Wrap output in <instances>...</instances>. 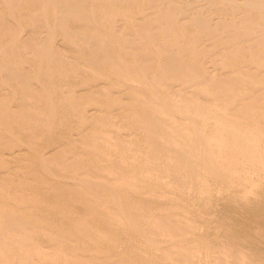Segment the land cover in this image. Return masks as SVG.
<instances>
[{
    "label": "rangeland",
    "instance_id": "obj_1",
    "mask_svg": "<svg viewBox=\"0 0 264 264\" xmlns=\"http://www.w3.org/2000/svg\"><path fill=\"white\" fill-rule=\"evenodd\" d=\"M25 1L26 0H0V21L2 19L1 22H3L2 23L3 25L0 23V36L2 35V38L4 39V40L0 39V54L3 52V54L7 55V56L5 55V58H3L4 57L3 54L0 55L1 56L0 57V70H1L0 75H4L6 73L5 74L6 76H0V77H3L4 80L10 79L9 74H11V73H10V70H8V69L16 67L17 71L19 69L22 72H24L23 70H25L26 72H28L30 70L32 73L29 71L30 75L28 74L27 77L29 78L32 75L31 78L32 77L34 78V80H33V78L28 79L26 77L25 78L23 77L24 79L22 78L23 80L21 81L23 86L18 85L20 83V80H21V78H20L21 73L18 72L20 76H18L17 73H15L17 75L16 77H19V78H17L18 81L16 80V82H14L15 81L14 80L15 74L13 76V73L17 72V71H15L16 68H15V70L11 69V72H12V70H14L11 74L14 77V79H13V77H12V79H10L12 81L14 80L13 83H14V85L16 84L15 86H12L13 83L9 84V85L6 84L10 80L9 81L7 80V82L5 83L4 80L2 81L3 78L2 79L0 78V80H1L0 85L3 86L6 84L7 86L5 85L6 86L5 88H7V90H8V88L10 89V91L9 90L7 91L9 94L7 92L6 93L4 92L6 94L5 95L4 93H2V91L3 90L6 91V89L4 87L0 88V91H1L0 94L3 96V98H5V97L8 98V100L7 99L6 100L8 102H10V104H9L6 102L5 99L2 98L3 101L0 104V107H1L0 113L1 112L2 113L4 112V114L6 113L4 111L5 107H3V106H7V105H9V107L11 106V108L14 109L15 112L17 111V114L14 113V111H13V114H14V116L16 115V118L14 120L11 119L12 121L10 120L9 121L10 123L7 122L8 120L6 121L4 119L6 114L4 116V114L2 115V113H1L0 135L1 134L2 135L3 134H6V135L9 134L10 137H8L6 139L3 138L6 141V144H9V143H7L8 139L10 140V144H14V145L16 143L19 144L18 141H20V140L24 141L25 139L20 138V135L16 133L18 131L16 129H19V127L24 126L23 123H25L27 121L29 122V119H31L30 124L32 121L33 122L32 126L36 127V128H38L40 126H41L40 128H44L46 124H48V126H50L51 123H52L51 126H53L57 123L56 126L60 125L61 127L53 126L54 127V129L52 127V130H53L52 134L53 135L52 134L50 135L47 133H45L47 135H45L44 133L41 135L39 134L40 136L44 135L45 137L38 139V141L36 139L33 142L31 141V143L35 142L33 145L30 143V139H26L25 140L26 142L29 140L28 141L30 143V144L28 143L29 146L30 145H32V146L38 145L36 147L30 146L31 148H33V151L31 149H29V147L26 146L27 144L25 145L27 147V149L25 148V146H24V144L26 143L25 141L24 142L20 141L21 145H19V146H22L21 148H23V149L22 150L20 149V151H18L20 148L19 147L18 149L15 150V152L17 154L21 155V156H18V157H20L21 160H19V161L10 160L12 164H9V166L11 165L13 168L9 167L8 170L12 171L11 174L8 173V170L6 172H4L5 170L1 169V167H0V169H1L0 171H3V174H2V172L0 173V183H1L0 188L2 187L1 188L2 191L0 189V211L3 209L1 211L2 213L0 212V225H1L0 226V231H1L0 232V240H1V242H0V264H66V262H67V264H77V262H78V264H141V263L142 264H149L148 262H150V261H153V262L158 263V264H162V263L163 264H182V263L183 264H193V263H190L189 260H192V262L197 263V264H208V263L211 264V262H213V260H215V262L212 264H215V263L221 264V262H223V263L227 262V260H229L230 257L232 258V256L234 257V259L236 256H237L236 258L239 259L240 255L243 257L242 254H245V253H242V252H246V251H247L246 253H248V254L247 255L245 254L246 255L245 260L243 258H242V260L235 259V260H237V262L235 261L236 262L235 263L234 260L232 259L233 264L234 263L235 264H237V263L243 264L244 262H246V264L247 263L248 264H259V262L261 260H262V264H264V262H263L264 261L263 260V258H264L263 252L264 251L263 250H262L263 252H261L262 256H259V255H261L260 249H259V246L261 244L262 245L260 247H262L264 249V245H263L264 244V173H263V171H264L263 170L264 169V167H263L264 166V164H263L264 163V130H263L264 129L263 128L264 127V95L263 94L264 93H262V92H264V65H263L264 63L262 65H259L257 61L255 62V60L257 59V57H255V55H257L256 52H258V53L261 52V54H263V56H264V31L262 28L263 27L262 23H260L261 28L258 27L259 26L257 24V23H259L258 19L255 17V15L253 17V12L248 11V13H247V10L245 8H241V7L237 8V7L230 6V5L228 7L226 5L228 3L227 2L228 0H226V2H227V3L225 2L226 4L222 3V1H220V0H219L220 2H218V0H216V2H214L213 0H176V1L171 0L172 2L169 0H142L143 2L141 0H114L115 2L113 0H110L112 2H110V4L108 5V7L110 8L109 10H107L108 7H107V9L104 7V4H103L104 1L102 2L100 0H97V1L92 0L93 1L92 3L90 2L91 0H76V1L74 0L75 2L71 1V0H66L67 2L68 1L73 2L74 3V5L72 4L73 6H76L79 4L78 7H80V3L82 4L80 10H79V8L75 9L74 7L70 6L71 8L75 9V10L70 9L72 11H69V9L67 10V7H69V6H67L66 8L64 7L65 9L62 7L64 5H66V3H67L65 0L64 1L63 0H58V1L57 0H51L52 2H50V0H33V1L29 0L30 2L32 1L31 3L28 0L26 2ZM42 1H45V2H42ZM158 1H160V2H158ZM163 1L167 5V7L162 6ZM224 1L225 0H223V2ZM13 2L15 4H13ZM76 2H78V3H76ZM194 2L197 4H195ZM240 2H242V1H240ZM16 3H18V4H16ZM89 3H90V5H87ZM33 4L36 5L37 7H35ZM44 4H46L47 6ZM42 5H43V7H42ZM67 5H68V3H67ZM170 5H171V7H169ZM195 5H196V7H195ZM225 5L230 10L226 7V10H227L226 11L225 7H224ZM33 6H34V8H33ZM54 6H55V8H54ZM59 6H60V8H59ZM45 7H47V8H45ZM49 7H51V9L52 8L53 9L50 11ZM61 7L64 9V11H62L63 13H65L66 11H68L70 13L72 12L73 14L71 13L70 15L73 16L74 18L76 16L78 17V15H80V17H81L83 14H84L83 16H85L88 13H90L88 15H90V16L95 15L93 17H96L98 15L100 16L102 14V12H104L105 15L102 14V16H100L98 18H104L105 16H107V13H108L109 14L108 17H110L111 21L114 22L113 26L117 23L116 26H114L115 29L112 26V30L114 29L115 30V32L113 30L114 34H116L119 37H116L115 35L112 34V36H115L116 39H114L113 37H112L113 39H110L111 42L115 43V44H111V42H110L109 44H111V45H109V50L112 51L110 54L112 56V58L117 56V55L118 56L120 55V56L118 58H116V57L114 58V62L112 64V67H109V69L106 68L108 66V65H106V64H108L107 63L108 60H106L108 58V56L107 55L104 56V54H106L105 52L101 53V51L98 48L96 53L94 54V52H95L94 50H96L94 48L95 43L90 42V43L82 44V45H84V46H82L84 48H82L81 45H78L77 43H73L71 45L72 42L67 41V40H69L68 36L71 33H73V32H71V30L74 31V29H72V25H75V23H78V22H79V24L81 22H85L84 20H82L83 19L82 17L77 18V20L80 19V21L72 20L71 25L67 26L71 29H69V28L65 29L66 27L64 28L65 30H70L71 33L69 35H68L67 31L65 32V30H62V29L61 30L58 29V31L61 32L60 33L57 31V29L56 30L51 29L52 32H50V29L45 28V25H43V24L47 25V22L45 23V21L47 19H46V17L45 18L43 17L44 12H46L48 8H49L48 11L50 13L52 11H55L54 9L63 10ZM101 7H103V8H101ZM149 7H150V9H149ZM162 7L163 8L165 7L167 9L164 8L165 10L161 11L160 9H162ZM230 7L232 9L233 8H235V9L232 10ZM16 8H18V9H16ZM44 8L46 9V11H44L45 10ZM191 8L193 11L191 10ZM236 8H237V10H236ZM240 8H241V10H240ZM20 9H22V10H20ZM39 9L40 10L42 9L41 12H43V14L40 12ZM93 9L96 10V13H94ZM98 9L99 10L101 9V10L98 11ZM120 9L125 11V15H124V11H121ZM126 9L129 10V13ZM135 9H136V11L140 10V13H136ZM144 9L146 10L145 12H144ZM182 9H184V10L182 11ZM188 9H189V11H188ZM220 9L222 12L220 11ZM31 10H33L34 12ZM36 10L38 12L37 15L35 13ZM76 10H78L80 12V14ZM150 10L153 12L155 11V14L150 12ZM166 10H168V11L171 10L172 12L170 11V13H172L173 17L175 18V20H174L175 24L178 25L177 23H179L178 29H181V31L178 33L179 35H176L177 33H172L173 31L171 32V30H170L172 28H169L165 24V22L159 23V21H156V22L154 21V20H158L159 18H163L164 17L163 13H165ZM24 11H26V12H24ZM59 11L60 10H57L58 13H59ZM92 11H93V14H92ZM180 11H182V12H180ZM233 11H234V13H233ZM22 12H23V14H22ZM119 12L121 14H119ZM141 12L143 13V15L141 14ZM161 12H162L163 16L160 15ZM212 12H214V13H212ZM229 12L232 13V15H230ZM18 13H19V15H17V16H20L21 18H19V17H16V18H19L21 20L19 23H22V25L20 24V26H18L19 23H17L18 25L15 23V22H18V19H17V21H16V19L12 20V18H14L16 16L15 14H18ZM29 13H32L31 14L32 18L37 16L39 18L41 17L42 19L44 18V20L46 19L45 21H41L42 19L40 18L41 20H39V18H38V20L41 21L40 22L41 24L37 20V23H39L41 25V27L43 25V27L45 29L44 28L42 29L39 27L40 30L41 29L42 30L38 31L39 33L38 32L36 33L34 31L33 27L35 26L34 28H37L36 23H35L37 17H36L35 21H33V20H31V17H30L31 15H28ZM39 13H41V14L39 15ZM55 13H51V17L55 16ZM58 13H56V14H58ZM130 13H133V14H130ZM134 13H136V14H134ZM150 13H152L153 16H155L157 14L159 18L157 19V16H156V17L150 19V17L147 16V19H146L145 16L150 14ZM189 13H191V14L189 15ZM218 13H220V14L217 15ZM223 13H225V14H223ZM20 14L26 15V17L21 16ZM33 14H35V15L33 16ZM46 14H47V12H46ZM118 14L120 16H122L123 18L129 16V18H127L128 19L127 22H125L126 19L123 20L122 17L118 16ZM139 14H141L140 18L142 20L140 18L139 19L136 18L137 16H139ZM152 14H150V16H152ZM227 14L230 16L229 18H227L228 17ZM212 15L213 16L215 15V16L211 17ZM226 15H227V17H226ZM28 16H29L31 21H29V19L27 18ZM49 16L47 15L48 18H49ZM90 16L89 17L86 16V19L88 17V20L85 24H88L89 22L91 23V21L89 20V18H91ZM141 16H144V18ZM237 16H239V17H237ZM108 17H106V18H108ZM114 17L118 21L116 20V22H115ZM23 18H25V19H23ZM106 18H104V19H106ZM176 18H178V19H176ZM144 19H145V21H144ZM148 19H150L152 21V22L149 21L150 24L151 23L153 24V25L151 24L152 26L149 24H148V26H146V23H145V25L143 24V22H146ZM226 19L230 23H228ZM232 19H234V20H232ZM240 19H241V21H240ZM254 19H256V20H254ZM24 20L27 22H24ZM134 20H136V21H134ZM140 20H141L140 23H142V24H140V25H139V23L136 24V27L137 28L139 27L138 28L139 32H138L137 28L135 27V23L137 21L139 22ZM171 20L173 21V19H171ZM179 20H180V22H178ZM130 22H131L130 27L133 28V30L128 28ZM222 22H224V23H222ZM9 23H10V25L16 24L15 25L16 28H14V26H12V28H11V26L8 25ZM29 23H30V26L32 25L31 27L29 26ZM33 23H35L34 26H33ZM123 23H125V25H123ZM193 23H195V24H193ZM225 23H226V25H225ZM26 24L28 26H26ZM39 24L37 26H40ZM127 24H128V26H127ZM173 24L174 23H172V25ZM133 25L135 28L132 27ZM8 26H10V28L13 30L16 29V30H14L15 33L13 32V30H10V29H8L9 30L8 31L6 29ZM21 26H24V27H21ZM122 26H124V27H122ZM246 26H248V27H246ZM28 27H30V28H28ZM141 28H143V29H141ZM31 29H33V32L38 36H36L35 34H32L33 32L31 31ZM231 29H232V31H231ZM35 30L37 31L38 29H35ZM44 30H46V31H44ZM140 30H142L141 32H143V33H140ZM225 30H226V32H225ZM48 32L52 34V40L54 38V42L52 41L50 45H48V43H47L48 40L50 39L49 37H51V34H49ZM124 32L127 33L126 36L128 35L129 37L130 36L131 37L129 38L127 36V38H126ZM42 33H43V35H40ZM64 33L65 34L67 33L66 34L67 38L65 37L66 39H64V36H65ZM94 33H97V32H94ZM132 33H133V35H132ZM233 33H234V35H233ZM31 34H32V36H31ZM47 34H49L50 36L46 37V36H48ZM60 34H62V35H60ZM78 34H80L79 38H85V36H86L85 34H84L85 35L84 36L83 33L82 34L78 33ZM78 34H77V37H78ZM89 34H91L90 35L91 37H89ZM98 34H100V33H97V35ZM145 34L149 35L148 37L152 36L151 38L154 39V47L151 48L149 46L147 47V45H145V46L143 45L142 39L139 37L142 35L145 36ZM152 34L154 35L155 38H153ZM174 34H175V36H174ZM183 34H184V37H183ZM225 34H226V36H225ZM230 34H232V35H230ZM71 35L73 36L74 33ZM97 35L96 34L93 35V33L91 32V33H88V36H86V37H87V40L89 37V38H92L91 41H94L95 40L94 38L97 39L98 36H101V34L98 36ZM180 35L182 38L179 37ZM201 35H203V36H201ZM35 36L38 37V39L41 37L39 40V43L36 42L37 38ZM62 36H63V39H62ZM81 36H84V37H81ZM120 36H122L121 40H120ZM8 37L10 38L9 39L10 42L13 39L11 42L12 45L9 42ZM28 37H31L33 42H31L30 38L28 39ZM174 37H175V39H174ZM241 37L244 39H242ZM117 38L120 40V42H118L119 40H117ZM137 38H138V40H137ZM16 39H17V41H16ZM33 39H35V40H33ZM38 39H37V41H38ZM43 39H44L45 45L42 43ZM55 39L57 40L56 42H55ZM139 39H140V41H139ZM257 39L259 40L258 42H256ZM28 40L30 41V43L26 44L25 42ZM62 40H64V41H62ZM113 40L115 42H113ZM125 40L127 42H125ZM5 41H6L5 44L7 45V43L9 42L8 45L10 44L11 47L10 46L8 47V45L7 46L4 45L3 43ZM13 41H15V42H13ZM19 41H21V42H19ZM83 41L89 42L90 40L86 41V38H85ZM99 41H97V44L95 46H97L99 44ZM116 41H117V43H116ZM172 41L175 43V45L172 43ZM176 41H178V42L176 43ZM250 41H252L253 43L252 42L250 43ZM254 41H255V43H254ZM34 42H36V44H34ZM67 42H69V44L71 45L70 47L68 46L69 44ZM215 42H217V44H213ZM222 42H223V44H221ZM13 43H15L16 46H14ZM22 43L23 44L25 43V44L23 45ZM132 43L134 46L132 45ZM157 43H158L159 47H158ZM2 44H3V46H6L8 48V50H9V48L14 49V47H15V49L12 52L9 50L8 53H6V51H8V50H6V51L4 50L5 51V53H4L3 48H6V47H1ZM18 44H19V46H18ZM31 44H32V46H31ZM75 44H77L79 47ZM87 44L93 45V47L90 48V52L88 50L90 45L85 46ZM218 44H220L222 47L217 46ZM225 44H226V47L228 49H226V47L224 46ZM33 45H35V46H33ZM46 45L48 47L51 45L52 46L49 49H46L47 48ZM121 45H124L123 46L124 49L126 46V49L124 50L123 47H121ZM176 45H177V47H176ZM229 46H230V48H229ZM255 46H256V48H255ZM52 47H54V48H52ZM113 47H114L115 51L113 50ZM135 47H137V48H135ZM165 47L167 49H165ZM261 47H262V49H260ZM117 48H118V51H117ZM160 48L161 49L163 48L164 50L161 51ZM52 49H54L53 52H52ZM76 49H77V51H76ZM84 49H87L86 52ZM120 49H121V51L123 50L124 52L128 51V53H125V56H122L121 54H119ZM16 50H18V51H16ZM74 50L76 53L74 52ZM166 50H168V51H166ZM227 50H229L230 52ZM164 51H166V53H164ZM10 52H11V54H10ZM81 53H83L84 56ZM97 53L102 54L101 55L102 57L99 58L100 55H98ZM112 53H114V54H112ZM121 53H123V52H121ZM130 53H132V54H130ZM144 53H146V54H144ZM182 53L184 55H182ZM190 53H192V57H195V56L199 57L198 60H200V61H199V63H196V64L198 66H200V63H201L202 67L200 66V68H199L196 65L194 68L195 71L193 70V72H191V74H188L186 76H183V77L177 78V79L174 78L176 81H173V83L171 80H174V79H170V81H169V79L166 78L167 75L171 72L170 75L174 74L173 76H175L176 73H172V71L174 72L176 69H179V66H182V65H180V61H181V64H183L182 60L184 61V58H185V60H189V58L187 59V56H190L191 55ZM203 53H204V55H203ZM51 54L53 56V58H51L52 61H50L51 60L50 57H52ZM93 54H94V56H93L94 59L91 56ZM172 54L174 57L172 56ZM13 55H16V56L14 57ZM49 55H50V57H49ZM62 55L64 57H62ZM95 55L98 56L96 59H95V57H96ZM132 55L133 56L135 55L134 59H136L135 61L137 62L136 64L138 66L141 64H144L143 66H145L147 64V66H145V67L152 68L147 63L148 61H150V58L152 59L151 60L152 64L150 61L151 66L153 65V62L155 60H157V61L160 60L161 61L160 63L161 64L164 63L163 64V66H164V65H166V62L173 60V58H174L175 62L177 60V63L179 62V64H178V66L176 65L178 68H176V66H174L175 68L174 67L166 68L168 70V72H167V70L164 71L165 68H163V69L161 68V70L164 73L160 72V70H157V72L159 71L158 73L156 72L157 75L154 74V76H153V74H150L153 77L151 76V78H150V75L148 76V79H147L148 82L146 85L151 90H149V93H148L149 97H147V96L144 97L143 94H140L142 92L138 93L137 90L136 91L133 90V88H132L133 85H130V84H132L131 83L132 81L130 79H132V77L136 76V75L133 76V74H135V73H131L129 71L127 73V71L123 72V70L120 73V69H118L120 66H123L124 68L121 67V69L129 70L128 68L130 67V65L128 67V64H130L129 62H131V60L133 59ZM169 55L171 57H169ZM181 55H182V58H181ZM178 56H180V58H178ZM59 57H60V60H59ZM80 57H81V60H80ZM197 57H196V59H197ZM47 58L49 60H47ZM64 58H66V59L63 60ZM91 58L93 60H91ZM98 58L100 61L102 59V62H100L98 60ZM143 58H144V60H146L145 62H144ZM153 58H154V60H153ZM11 59L13 61H15L16 63L12 62ZM115 59H119L118 60L119 64L117 63L118 68H115L116 65L114 63L117 62V61H115ZM4 60L7 61V62L5 61L6 63H8L10 60V63L11 62L13 63L12 66H10V67L7 66L10 64H6L4 62ZM18 60L22 64H19ZM56 60H58V61H56ZM165 60H167V61H165ZM263 60H264V58H263ZM60 61H62V62H60ZM89 61H91V62L89 63ZM98 61H99L100 65H99V63H97L98 65H95L96 62H98ZM139 61L141 62V64L139 63ZM142 61H143V63H142ZM103 62H105L104 63L105 66H104V64H102L103 66L101 65V63H103ZM90 64H91V66H88ZM1 65H3V66H1ZM124 65L125 66L127 65V66L125 67ZM93 66L95 69L97 68V71L94 68H92ZM143 66H141V68ZM22 67H24V69H22ZM31 67L34 69L32 70ZM98 67H99V69H98ZM182 67L183 68H180L179 71H183L185 65L183 64ZM90 68H92V69H90ZM104 68L107 69V71H108L107 72V75H109V77L107 79L108 81L105 82L106 80L105 81L103 80L100 84L101 88H99L100 86H98V88H97V86L93 85V83H92L93 76L98 74V72L101 73L104 70ZM139 68H140V66H139ZM173 68L175 70H173ZM37 69L38 70L40 69L38 71V73L36 71ZM64 69H66V70H64ZM73 69L78 70V73L77 72L75 73L76 77L75 76L74 77L69 76L70 72L67 71V70L72 71ZM5 70H7L9 72V74H7L8 72ZM57 70L58 71L61 70L60 72H62L63 75H61V74L58 75V73H56ZM42 71H43V73H41ZM44 71H46V72H44ZM137 71L139 72V69ZM53 72L55 75H52ZM63 72H65V73L67 72V73L65 74ZM117 72H118V74H117ZM230 72H232V73H230ZM161 73H163V74H161ZM120 74H123V75L120 76ZM8 75H9V77H8ZM39 75H41V76H39ZM48 75L50 77H48ZM170 75H168V76L170 77ZM60 76H61V79H60ZM122 76H124V77H122ZM190 76H194L195 78L191 77L190 78L191 80H190V79H188ZM160 77H161V79H160ZM163 77L165 78V80ZM42 78H43V80H42ZM44 78H46L45 80L47 81V83L45 82ZM56 78H57V82L59 81L60 83L57 84V82L55 80ZM27 79L32 80V82L28 81L29 82V84H28ZM63 79H65L66 81ZM89 79L90 80L92 79V80L90 81ZM127 79H129V80H127ZM24 80H25V82H23ZM52 80L53 81L55 80V81L52 82ZM81 80H83V82L85 84L88 83L89 85L92 84L93 86H95V90L92 89V91L94 90L93 92L96 95L98 93V95H101V96H99L98 98H96L97 96L92 97V99L94 98L93 101H92V99L89 100L91 97H89V99H88V95L86 96V94H88V93L90 94L89 90H91V88L93 86L90 85L91 86L90 87L88 84H86V85H83V87H82L81 84H84V83L81 82ZM205 80H207V81H205ZM33 81L35 83H33ZM67 81H69V82H67ZM109 81L112 84L108 83ZM197 81H199V82L202 81L201 85H197L198 84V83H196ZM2 82H4L3 85H2ZM17 82H19V83H17ZM42 82H43V84H40ZM25 83H26V85H30L32 83L31 84L32 86L31 85H30L31 87L27 86L28 87L27 89H29V87H30V89H33V87H35L39 90L40 94L45 93V92L46 93L44 94V96L42 94L43 97L37 96V93H36L37 90L34 88L33 90H36V92H35L36 94H35V96H33L31 94V92H33L32 90H30V89L29 90H27V89L23 90V88H26ZM69 83H70V85H69ZM76 83L80 87L76 86V88H75ZM126 83H128V84L126 85ZM49 84H51L50 86H54V84H55L56 86H54V89L57 90L58 87H59V89L55 92V90L54 91L51 90V87L49 86ZM102 84L103 85L105 84L103 86V88H102ZM173 84H174V86H173ZM40 85L42 87H43V85H46V88L49 86L47 90L48 91L51 90V92H54L55 94L52 93V97L51 96L48 97V91L45 90L46 88L44 89V87L42 88ZM57 85H58V87H57ZM122 85L126 86L127 89L125 88V90H124ZM19 86H22L23 88H19ZM170 86H173V87H170ZM12 87H15V88H13L14 90H17V89L20 90L21 89L23 92L20 90L19 92L21 93V95H18V97H17V93H19V92H17L18 90L15 92H12V90H11ZM110 87L112 90L110 89ZM115 87H116V89H115ZM166 87H167V89H165ZM40 88L42 89L43 92L40 91ZM88 88H89V90H88ZM61 89H62L63 93H62V91H60ZM73 89H75V91ZM199 89H200V91L202 89L205 91L202 94H198L200 91H197V90H199ZM65 90L67 93L65 92ZM78 90H80L79 92L82 93L81 95L78 94L79 93ZM191 90H192V93H191ZM233 90H235V91L232 92ZM68 91L75 92V93L71 94V92L69 93ZM92 91H91L90 96L94 95L92 93ZM64 92L66 94L69 93L70 96H69V94H68V96L70 98L74 97V99H72V98L71 99L73 100V102H76V104H80L76 101L80 97V99L82 101L79 100V102L81 101L87 105H85V106H84V104L81 105V107L82 106H84V107H82V111H80L77 109L78 107L76 105H73L71 102L73 107H75V106L77 107V108H72L71 104L69 102L67 103L64 100V94H65ZM76 92L78 94L77 96H76ZM100 92H102V93H100ZM13 93L16 94L15 97H14L15 94L13 95ZM129 93L131 95L138 93L137 95L142 96V97L146 98V100H150L152 102L151 103L152 105H150V110H151L150 115H152V116L154 115L152 118H150V121H152V124H151V122H150V124H149V122H147L148 119H145L146 116H142V117L137 116V119H135V118L133 119L130 115H128L127 112L132 111L131 109H133L132 107H133V103H134L133 102L134 100ZM10 94L12 95V97ZM22 94H23V97H22ZM26 94H27V96H26ZM49 95H50V93H49ZM55 95L58 98H55ZM72 95H75L76 97L79 96V97L75 98V96H72ZM193 95H194V99H193ZM31 96H33V97H31ZM81 96H82V98H81ZM189 96H191V97H189ZM9 97H10V99H9ZM108 97H109V99H108L109 101L106 99ZM25 98L28 100L25 101ZM29 98H31V99L29 100ZM49 98H52V99H49ZM54 98H55V101L57 99V102H54ZM110 98H112L113 101H110ZM87 99L89 100V102L91 101L90 103L93 102V104H92L93 106H90ZM95 99L99 102H97ZM21 100H23L24 102H28L29 105H28V103H24ZM33 100L35 101V103ZM52 100L54 102L53 105L51 102ZM250 100L252 103H250ZM38 101L41 104L44 102L43 105L45 104V106L48 108L46 109V108H44L45 106L38 104ZM45 101H46V103H45ZM102 102H105V105ZM107 102L108 103L113 102L112 104L109 103L110 108H109ZM129 103L132 106L129 105ZM194 103H196V104L198 103V105L200 104L199 105L200 107L203 106L202 104H204V106H203L204 109L202 110V108L199 109L200 108L199 106H197V108L194 106V108H192L190 111H186V110L184 111L182 109L172 111V109L169 110L164 105V104H166V105L173 104L179 108H184L188 104L194 105ZM18 104H22V105L24 104L25 105L24 107H26V108H24ZM64 105L66 107H64ZM97 105H98V107H97ZM111 105H112V107H111ZM246 105L248 106L247 107L248 111H247V109L245 110ZM57 106H59V107H57ZM9 107H6L5 110H7ZM17 107H18V109H17ZM36 107H38V108H36ZM50 107H52V108H50ZM61 107H63V108H61ZM11 108H10V110L12 111ZM43 108H44V111H42ZM54 108L55 109L60 108L62 110L60 111V109H59V111L58 110L56 111ZM64 108H66V109H64ZM20 109H22V111ZM40 109H42V110H40ZM75 109H77L78 111ZM83 109H84V111H83ZM238 109H239V111H238ZM34 110L35 111L37 110L38 113L35 112ZM66 110H68V111H66ZM124 110H125V113H127V114L124 113ZM127 110H129V111H127ZM9 111H8L6 119L9 117L8 115H12L11 117H13V114ZM89 111L92 113H90ZM33 112H35V113H33ZM61 112L64 114H62ZM80 112H83L84 114L83 113L81 114ZM231 112H232V114H231ZM18 113H19V115H18ZM20 113H22V114H20ZM88 113H90V114H88ZM153 113H155V114H153ZM52 114H53V116H52ZM60 114H61V116H60ZM93 114L96 115L95 116V118H96L95 120H97L96 122L94 119H92L94 117ZM142 114L144 115V113H142ZM157 114H158V116L155 117V115H157ZM58 115L60 117H58ZM62 115H64V116H62ZM65 115H67L66 118H65ZM86 115H88V117L92 116L91 119H92V121L94 120V124L96 123L95 125L97 126V123H98V126H99V127H97L98 129H95L96 131H95L94 135H92V137H91L92 139L91 138L86 139L85 137H82L79 134V132L81 133V131H82L81 127L83 126L82 122H85L84 119L85 120L89 119L88 121H90V118H88ZM37 116H39V117H37ZM85 116L88 119H86ZM20 117L22 119H20ZM48 117L51 120L54 118L55 119L57 118L56 119L57 121L54 119V121L52 120V122H51V120ZM154 117H155V120H154ZM159 117H161V120H159L160 119ZM34 118H36L37 120ZM41 118H42V120H41ZM46 118L49 120V122L47 120V123H46ZM64 118L65 119L69 118V119L66 122V120ZM2 119L5 120V122L2 121ZM26 119H27V121H26ZM61 119H62V122L64 120L63 125H61L62 124V122H60ZM72 119H73V121H72ZM22 120H24V121H22ZM35 120L38 123H36ZM2 122L5 124H3ZM11 122H12V124H11ZM15 122H17V123H15ZM20 122H23V123L21 124ZM144 122H146L150 125L149 130H150V132H153L152 133L153 138L155 137V134H156V141L153 142L155 144V146L154 145L151 146L152 148L148 147L147 146L148 143L145 142L147 140V138L144 135L145 134L144 132H146V130H144L145 129L144 128V125H145ZM157 122H158V124H157ZM8 124H10L8 127H10V126H13V128L15 127L14 129L11 127L14 131L10 128H7V127L6 128L8 129V131H7V129L5 130V125L7 126ZM14 124H16L17 127ZM35 124H36V126H35ZM161 124L165 127V129L163 128V126ZM64 125H66V126H64ZM152 125L154 128L157 127L156 128L157 130L155 129V132L157 131V133L160 134V136L157 133L154 134V128L151 127ZM184 125H185V127H184ZM96 126H95V128H96ZM100 127H102L101 129H103V130H101ZM158 127H159V129H158ZM212 127L215 129L213 130ZM57 128H58V130H57ZM117 128H119V129H117ZM2 129H4V131H5L4 133H2L3 132ZM77 129L78 130L81 129V131H77ZM9 130L10 131L12 130L11 133L14 132L16 134L17 138H16L15 134L12 135L11 133H8V132H10ZM15 130H16V132H15ZM169 130H170V133H169ZM233 131H235V132L239 131L238 132L240 134L239 137L237 136L238 134H236V133H235L236 134V136H235ZM32 132L33 131L30 132V130H28L29 136L30 135L33 136ZM110 132L112 134H110ZM150 132L148 131V133H150ZM162 132H164L165 135L162 134ZM175 132H177L178 134ZM65 133H66V135L64 136ZM96 133H98V135ZM167 133L170 134V135H168L171 137V138L169 137L170 140H169L168 136L166 137ZM207 133H208V136H210L209 133L210 134L212 133L211 136L208 138V140H207L208 136L204 135ZM232 133L234 134L233 136L231 135ZM56 134H58V135H56ZM6 135H3L2 137H6ZM171 135H173V137ZM79 136H80V138H79ZM231 136L233 138L235 136V138H237V139L234 141V139ZM18 137H19V140H15V142H13L14 140H11L14 138L18 139ZM93 137L96 140L93 139ZM97 137H100V141L98 140ZM108 137H109V140H108ZM116 137H118V138H116ZM165 137H166V139H165ZM114 138H116V140ZM132 138H134V139H132ZM145 138H146V140H145ZM167 138H168V140H167ZM3 139H1V140H3ZM46 139H47V141H46ZM57 139H59V140H57ZM74 139H76V143H75V141L73 142ZM142 139H144V140H142ZM54 140H56V142ZM112 140H115V142ZM126 140H127L128 144L126 143ZM68 141H70V145L76 144L77 148H75V146L68 145L69 144ZM90 141H91V143H89ZM105 141L106 142L109 141V143L107 144ZM132 141H134V142H132ZM37 142L40 143L41 145L39 146V144ZM53 142L56 144H54ZM71 142L75 143V144H72ZM86 142H87V144L89 143V145H91V147L89 145H88L89 147L87 145H85ZM157 142H158L157 145H159V146L156 145ZM182 142H183V146L186 147L187 149L190 148L188 150L192 151L193 154H191L190 156L189 155L185 156L183 154V149H182L183 146H181ZM44 143H46V144H44ZM60 143H64V145L60 144ZM65 143L67 144V146ZM105 143H106V145H105ZM0 144H2V141H0ZM47 144H49L50 147L47 146ZM185 144H186V146H185ZM42 145H45V146H42ZM59 145L65 146L67 148H65V147L61 148ZM117 145H120L121 150L117 149V147H119ZM2 146L3 145H1V147H0V153H2V151H3L4 155L7 153L9 154L8 150H10V149L5 150V148H7V146L6 145H4L3 147ZM58 147L61 149V150L59 149V151H60L59 153H61V154L59 155V153H58V156H57V153L55 154L52 151L56 150L55 152H57ZM34 148H37V151H40L42 153L41 157H43V155L45 154V151L47 150L46 151L47 154L44 155L43 158H45V156L49 157L52 154L50 157H52L53 155H55L57 157L61 156L60 160L57 157H55V158L52 157L51 159H53V158H54V160L58 159V162L56 160L51 161V160H49L50 158L46 157L51 163V165H48L49 162L44 161L43 159H41V157L39 158V156H40L39 152L35 151ZM43 148H45V149H43ZM50 148H52V149L50 150ZM64 148L66 149L65 151L63 150ZM74 148L76 149L75 151H74ZM83 148L84 149L86 148L85 151L88 154L86 152H84ZM87 148H89V149L91 148L90 149L91 152H89V149L87 151ZM96 148L97 149L99 148V151L95 150ZM186 148H184V150ZM219 148H221V149H219ZM53 149H55V150H53ZM72 149L74 152L71 151ZM224 149H229L232 151V153L225 154V153L221 152ZM27 150L30 153V155H29V153L26 152ZM178 150L180 152H178ZM229 150H227V151H229ZM6 151H7V153H5ZM67 151L70 152V153L68 152V154L70 156L68 158V160L70 158L72 160V157H73L75 161L73 160L74 162L72 164L73 165L77 164V166L75 165V167L71 169V167L73 165L69 162L70 160L67 161L68 164H66V165L67 166L71 165L69 167L71 170H69V168L67 169L63 165L64 163H66V162H64V160L66 161L67 160L66 157H68V154L64 153ZM95 151H98L99 153L102 152V154L106 155V156L110 154L108 156V158L112 157L111 159L113 160V162L112 161L111 162L113 164L116 163V164H120V165H118V166L116 165L118 167L117 168V167H115V165L110 163L112 165V167H109V168H113V166H114V171H112L113 172L112 174H109L110 172L108 173V171H107V173L103 172L102 170H101V172L105 173V174L102 173L103 177H102L101 173H100L101 175L98 174L99 176L97 174H94L95 171L90 170L89 164L91 166L92 163H95L98 159H103L102 161H105L107 158V157L103 156V157H100L97 159V157H96L97 152H95ZM33 152L35 154H33ZM75 152H79V153H77L78 156H76L77 154ZM114 152L116 155L114 154ZM124 152H125V155H124ZM37 153H38V155H37ZM72 153H75V154L73 155ZM90 153H91V155H90ZM92 153H93V155H92ZM99 153H98V157L100 155ZM180 153L183 155H181ZM238 153H239V155H238ZM15 154H13V155H15ZM79 154H80V156H82V154H83V156H82L83 158L80 159L79 163L83 162L82 159H84V162H85V163L83 162L82 166L79 165L80 167H78V163H77V161H79L78 160ZM111 154H112V156H111ZM23 155H25L27 157H25ZM33 155L34 156L36 155V157H34ZM62 155H67V156H64L65 158L62 160ZM32 156H33V158H32ZM86 156L89 158L91 157V158L90 159L88 158V161H86V158H87ZM92 156H93V158H92ZM188 156H189V158H188ZM84 157H86V158H84ZM25 158H26V160H25ZM27 158H29V159H27ZM34 158H36L38 160L34 161L35 160ZM76 158H77V161H76ZM30 159L33 160V162H31V164L38 163L42 160H43L42 162L44 164L42 162H40V164H37V166H36V164H35V166L30 165V167L24 166L23 163H26V162H24V160L29 161ZM10 161L7 160L8 163H10ZM61 161H63V163ZM18 162H20V163H18ZM8 163H6L5 165H7ZM16 163H18V165ZM46 163H47L48 167H46L47 166ZM257 163L262 164V165H259ZM59 164L62 165L64 168H66V170H63V173L61 172V170L64 168H62ZM40 165H42V166H40ZM83 165H84V167H83ZM121 165L123 166L122 168L120 167ZM23 166L26 169L28 167V169L26 170ZM54 167L55 168L57 167L56 171L57 172L59 171V173L56 174V171H54V169H55ZM82 167L85 169L88 168V170L85 171V169H84L83 172H80V174H79V171H81L83 169ZM119 167L121 168L120 171H118L120 169ZM76 168H78V170ZM80 168H82V169H80ZM107 168H108V166H107ZM58 169H60V170H58ZM34 170H35V172H34ZM36 170H38L39 172ZM67 170L70 171V174H69V171L66 174L64 173L65 171L67 172ZM72 170L73 171L77 170V172H76L77 174L74 173L75 171L72 172ZM19 171H20V173H19ZM125 171H127V172H125ZM71 172H72V174H71ZM85 172H87V174ZM97 172L99 173L100 171H97ZM23 173H25V174H23ZM51 173H54V174H51ZM61 177L63 179H61ZM71 177L72 178L75 177V178L72 179ZM39 178L45 179L46 182L51 181V182H49V184L51 183V185L59 184V185H61V188H62V186L67 187V188H65L67 190H65L64 188L61 189L59 187V185L58 186L56 185L58 188L56 186H54L55 188H53V186L50 187L51 185L49 186L48 183L46 184L47 185L46 186L44 184L45 183L44 180L41 181ZM76 178L79 179V181H81V182L78 183L77 182L78 180L76 181ZM81 178L85 179L86 182L85 181L82 182L83 180ZM66 180H68V181L66 182ZM11 181H14V182H11ZM55 181H57V182H55ZM71 182H73V183H71ZM87 182H89V183H87ZM21 183H22V185H21ZM37 183H38V185H37ZM226 183H227V185H226ZM18 184H20V185H18ZM41 184H44L46 187L49 186L48 188L50 191H46L48 188H45V186H43ZM74 184L77 187L78 186L79 187L76 188ZM88 184H89V188L88 187L86 188V186H88ZM80 185H82V186H80ZM68 186L69 187L74 186L73 188H75V190L76 189L79 190L80 191L79 195L76 193V191L74 192V190L73 191L70 190L72 187L69 188ZM35 187L37 188L36 191H34ZM84 187H85V189H84ZM27 188H29V189H27ZM50 188H53L52 193H51ZM228 188L230 189V192L232 191L231 194H230V192L228 194V191H229ZM44 189H45V193L43 192ZM15 190H17V191H15ZM29 190H30V192H29ZM64 190H65V193H64ZM69 190L72 192L70 193ZM111 190H113V192ZM225 190H227V191H225ZM32 191L35 192V194L37 193V195H35ZM56 191L57 192L61 191L60 192L61 194L57 193ZM62 191H63V193H62ZM109 191L111 193H109ZM221 191H223V192H221ZM66 192H68V195ZM104 192L107 196L104 195ZM165 192H166V194H165ZM39 193H40V195H39ZM54 193L55 194L57 193L59 195H64V196H60V198H58L59 195H57L56 196L57 200H55ZM69 193H70V195H69ZM72 193H73V196L71 199ZM75 193H76V195H75ZM134 193H135V196H134ZM176 193H177V195H176ZM84 194L86 196L85 202L83 201L84 197L82 198V195H84ZM111 194H114L115 196L111 195ZM220 194L221 195L223 194V195L221 196ZM51 195H53L52 196L53 198L50 197ZM90 195H92V196H90ZM231 195L234 196V200L231 199V198H233ZM65 196L66 197L68 196L65 200L66 202L64 201ZM109 196H111L112 198L113 197L114 198L116 197V198L112 199L110 197V201H109L108 200ZM25 197H26V200L23 199ZM73 197H75V198H73ZM77 197H79V198H77ZM107 197H108V199H107ZM224 197L227 199H225ZM235 197L238 201L235 199ZM36 199H37L38 204L35 202ZM41 199H43V201ZM51 199H54V200H51ZM73 199H75V200L73 201ZM80 199H82L83 205H82V202L79 201V202H81L80 204H79V202H76L72 206L73 202H75L76 200L78 201ZM90 200H91V202H93V200H94V202L92 204L93 206L97 205L98 203H101L100 205L98 204L100 207V208L99 207L98 208L99 209L103 208V210L102 209L101 210L96 209L97 208L96 206L92 207L91 203L88 202ZM114 200H116V201H114ZM24 201H26V202H24ZM27 201H28V205H27ZM48 201H49V203H48ZM52 201H53V203H52ZM112 201H114V202H112ZM122 201H123V203L125 202V204L120 203ZM229 201L234 202V203H231ZM40 202H41V204H40ZM109 202H110V204H109ZM42 203H45V204H42ZM66 203H68V207L70 206L69 209H68ZM84 203H88V204L90 203L89 205H91V206H89L88 204H84ZM236 203H239V204H236ZM1 204H3V205H1ZM48 204H49V206H50V204H51V206H52V204H54V205L59 204L58 206H61V207H59L60 209H58V206H55V208H52L53 206L49 207ZM231 204L233 206V209L229 206ZM235 204L238 205V207ZM101 205L105 206V208L103 206L101 207ZM44 206H46V207H44ZM82 206H85V207H82ZM88 206H89V208H88ZM21 207H22V210H21ZM26 207L27 208L31 207L30 208L31 211L27 210ZM64 207L66 209H64ZM71 207L72 208L75 207V208H73L74 211L72 210L75 214L71 211V209H72ZM90 207H92L94 209H91ZM157 207H158V210H157ZM235 207H236V209H235ZM23 208H25L26 211H25V209L23 210ZM33 208H34V210H33ZM42 208H43V210H42ZM53 209H55V210H53ZM59 210L61 211L62 214L60 213ZM105 210H107V211H105ZM228 210L229 211L234 210L237 212H234V211L228 212ZM64 211H66L67 213ZM224 211H226V212H224ZM23 212H25V213H23ZM100 212L101 213L103 212V214L101 215ZM106 212L109 215V217H107L108 215L105 216ZM63 213H66L67 218L64 217L66 215H63ZM69 213H71V215ZM231 213H232V215L230 218ZM45 214H46V216H45ZM2 215H4V216H2ZM17 215H18V217H17ZM25 215H27V216H25ZM62 215H63L64 219L62 218ZM30 216H32V217H30ZM35 216H37V218ZM71 216H72V218H70ZM227 216H229V217H227ZM237 216H238V218H237ZM33 217H35V218H33ZM93 217H95V218H93ZM235 217H236V219H235ZM40 218H42V222L40 221L41 220ZM9 219H11V221ZM67 219H70V220H67ZM246 219H247V222H246ZM4 220L6 221L5 223H7V224L4 223ZM44 220H47V221H44ZM48 220H50L51 222L50 221L49 222L52 224H50L48 222ZM57 220L58 221L60 220L59 223H62V224H59ZM45 224L50 225L53 230L51 229L50 226L48 228ZM53 224L55 226H53ZM7 225H8V227H7ZM56 225H57V228H56ZM10 226H11V229H10ZM38 226L39 227L42 226V227H40L42 229L41 230H39L40 228L36 229V227H38ZM17 227H18V229H17ZM242 227H243V231H242ZM256 229L259 232H256ZM244 230H246V234H248V235H250L249 233H251L250 237L256 238V239H251L247 235L246 236L247 240H248V238L251 241L255 240V241H257V243L259 242L260 245L257 246V243L254 241L250 247H249L250 242H247L249 244L248 246L242 240H241V242H243L244 244L239 243L240 241L238 242L237 240H239V239H237V238L238 237L239 238L245 237V235H244V237L242 235V233L245 234ZM3 232H6V233H3ZM239 232H240V234H238ZM253 233L256 234V237H254L255 234H253ZM27 234H30V235H27ZM56 234H57V236H56ZM236 234L242 235V236L236 237L237 236ZM260 234L261 235L263 234V235L260 236ZM53 235H54V237H53ZM64 235L66 237L65 240H63ZM51 236H52V238H51ZM60 236L62 238H60ZM257 236H260V238L261 237L262 238L261 239L259 237L257 238ZM13 238H15V239H13ZM183 238L187 239V240H184ZM197 238H199V239L201 238L202 240L201 239L199 240ZM235 238L237 240H235ZM16 239L19 242L16 241ZM192 239H194L195 241ZM219 239H221L222 242L226 244V246L231 245L230 250H228L229 247L227 248L224 246L225 244L221 245L223 243L221 242V240L219 242ZM4 240L5 241L8 240V243H10V244L5 242ZM25 240H26V242H25ZM29 240H30V242H29ZM58 240L59 241L62 240V243L59 242ZM203 240H204V242H203ZM243 240H245V238ZM52 241H55L56 244L54 242L52 243ZM63 241H65V242H63ZM196 241H200V242H197V244H196ZM179 242H180V244H179ZM193 242H195V243L193 244ZM1 243H2V245H1ZM64 243H66V244H64ZM160 243H163V245H160ZM255 243H256V246L258 247V249L255 246ZM3 244L5 245V247ZM216 244H217V246H215ZM10 245L12 246V248L10 247ZM56 245H58V246H56ZM185 245H186V247L187 246L189 247L188 250L192 249L193 251H196L195 247H197V246H198L197 247L198 250H200V251L202 249L203 250L201 252L198 251L200 253L194 252L195 254H197V255H195L192 252V250H191V252H187L186 251L187 248L185 247ZM202 245H204V246H202ZM205 245H208V248ZM218 245H219V247L222 246L221 249L219 248V251L217 250ZM55 246H56V248H54ZM171 246H172V248H171ZM179 246H181V247H179ZM191 246H194V249ZM215 247H217V248H215ZM181 248H183V250ZM213 248H215L214 251L216 254H218L216 252V250L218 252H221V251L223 252L222 248H227L226 249L227 252L224 249L225 254L228 253V251H230V252H229V254H226V255L223 253V255H220V256H217L216 254L213 255L210 252L209 253L206 252V251H213ZM233 248H235V249L233 250ZM239 248H241L242 250H239ZM12 249H15V250H12ZM55 249H56V251H55ZM236 250L240 251L241 254L239 252H237ZM248 250L251 252H248ZM182 251H184V254H186V253L190 254L191 253L192 255L190 254L191 256L190 255L187 256V254H186L184 257V254L182 253ZM214 251L212 253H214ZM252 251H254L255 253L257 252V253L255 254ZM222 252L220 254H222ZM230 253H233L234 255L231 254L232 255L231 256ZM249 253H251V254H249ZM200 254L205 255V256H201ZM254 254H255V256H257L256 258H253V257H255V256H252ZM215 255H216V257H221V258L225 256V258L227 257V260L222 259L223 260L222 261L221 259L218 258V261H216L217 258L214 257L216 259L211 258V259H213L211 261L210 257L211 256L213 257ZM248 255L249 256L251 255L252 257L250 256L251 258L248 259L247 258ZM189 256H190V258H187ZM258 256H259V258L261 257L259 259L260 260L259 262L257 259ZM52 257H53V259H52ZM67 258H69L72 263L71 262L68 263V261H70V260L69 259L67 260ZM182 258L184 260H182ZM185 258H187V259H185ZM198 258H200L201 260ZM252 258H253V260L255 259V261H253ZM1 259H4V260L1 261ZM43 260H44V262H43ZM186 260L188 263H186ZM197 260H199V262ZM219 260H221V261H219ZM228 262H230V260ZM228 264H231V262Z\"/></svg>",
    "mask_w": 264,
    "mask_h": 264
},
{
    "label": "bare ground",
    "instance_id": "obj_2",
    "mask_svg": "<svg viewBox=\"0 0 264 264\" xmlns=\"http://www.w3.org/2000/svg\"><path fill=\"white\" fill-rule=\"evenodd\" d=\"M26 1H27V0H26ZM26 1H25V2H26ZM28 1H29V0H28ZM32 1H33V0H32ZM32 1H31V2H32ZM57 1H58V0H57ZM63 1H64V0H63ZM65 1H66V0H65ZM71 1H74V0H71ZM75 1H76V0H75ZM75 1H74V2H75ZM96 1H97V0H96ZM100 1H102V2L104 1V2H105V3L103 2V4H104V7H105L106 9H107L108 5L110 4V2H112V1H110V0H100ZM113 1H114V0H113ZM141 1H142V0H141ZM169 1H171V0H169ZM173 1H176V0H173ZM213 1L216 2V0H213ZM220 1H222V3H225V2H226V0H225L224 2H223V0H220ZM220 1L218 0V2H220ZM237 1H238V0H228V1H227L228 3L226 2L227 4H226V3H225V4H226L228 7H229V5H230V6H234V7H237V8H238V7L245 8V9L247 10V13H248V11H249V12H253V17H254V15H255V17L258 19V22H259V23H257V24L259 25L258 27L261 28V24H260V23H262V26H263L262 28H263V31H264V0H239L238 2H237ZM240 1H242V2H240ZM29 2H30V1H29ZM31 2H30V3H31ZM42 2H45V1H42ZM50 2H52V1L50 0ZM66 2H67V1H66ZM90 2L92 3L93 1L91 0ZM114 2H115V1H114ZM117 2H118V1H117ZM142 2H143V1H142ZM158 2H160V1H158ZM171 2H172V1H171ZM178 2H179V1H178ZM192 2H193V1H192ZM201 2H202V1H201ZM35 3H36V2H35ZM39 3H40V2H39ZM67 3H68V5H67ZM67 3H66V5L63 4L64 6H62V7H63V8H64V7L66 8L67 6H69V7H67V10L69 9V11L75 10L76 8H77V9L79 8V10H80V8H81V6H82L81 3H80V7H78L79 4L76 5L77 7H76V6H73L74 3H73V2H70V1H68ZM76 3H78V2H76ZM76 3H75V4H76ZM118 3H119V2H118ZM194 3H195V2H194ZM199 3H200V2H199ZM13 4H15V3L13 2ZM16 4H18V3H16ZM55 4H56V3H55ZM55 4H54V5H55ZM70 4H71V5H70ZM72 4H73V5H72ZM97 4H98V3H97ZM113 4H114V3H113ZM184 4H185V3H184ZM195 4H197V3H195ZM33 5H34V4H33ZM44 5H46V4H44ZM56 5H57V4H56ZM56 5H55V6H56ZM87 5H90V3L87 4ZM117 5H118V4H117ZM159 5H160V4H159ZM226 5L224 6V7H225V10H226V7H227ZM18 6H19V5H18ZM18 6H17V7H18ZM34 6L37 7L36 5H34ZM34 6H33V8H34ZM46 6H47V5H46ZM55 6H54V8H55ZM60 6H61V5H60ZM60 6H59V8H60ZM70 6H71V7H74L75 9H74V8H71ZM85 6H86V5H85ZM85 6H84V7H85ZM93 6H94V5H93ZM111 6H112V5H111ZM160 6H161V5H160ZM162 6L167 7V5L165 4L164 1H163V3H162ZM185 6H186V5H185ZM197 6H198V5H197ZM210 6H211V5H210ZM14 7H15V6H14ZM31 7H32V6H31ZM42 7H43V5H42ZM52 7H53V6H52ZM62 7H61V8H62ZM94 7H95V6H94ZM165 7H164V8H165ZM169 7H171V5H170ZM195 7H196V5H195ZM202 7H203V6H202ZM228 7H227V8H228ZM26 8H27V7H26ZM39 8H40V7H39ZM45 8H47V7H45ZM45 8H44V9H45ZM49 8H50V11L53 9V8L51 9V7H49ZM49 8H48V9H49ZM56 8H57V7H56ZM63 8H62V9H63ZM65 8H64V9H65ZM98 8H99V7H98ZM101 8H103V7H101ZM135 8H136V7H135ZM147 8H148V7H147ZM155 8H156V7H155ZM164 8L162 7V9H160V8H159V9H160L161 11H164L165 9H167V8H165V9H164ZM230 8H231V7H230ZM237 8H236V10H237ZM241 8H240V10H241ZM16 9H18V8H16ZM35 9H36V8H35ZM42 9H43V8H42ZM42 9H41V10H42ZM48 9H47V11H46V9L44 10V11L47 12V14H46V12H44V15H43L44 18L46 17V19H47V20L45 19L46 21L44 20V18L42 19V18L40 17V18L42 19V20H41V19H40L39 17H37V16H36L37 19H36V17H33V18H32V15H31L32 13H29V14H28V15H31V16H30V17H31V20L35 21V19H36V22H35V23H36V27H37V28H34V27H35V26H34L35 23H33V26H34L33 29H34V31H35L36 33H37L38 31H41V30L44 28L43 25H45V28L50 29V32H52L51 29H55V30L57 29V31H58V29H59V30H61V29H62V30H65V29L69 28V27H67V26L71 25L72 20L80 21V19L77 20V18H79L80 15H78V17L76 16V17L74 18L73 16L70 15L72 12L70 13V12L66 11L67 13H66V12L63 13L62 11H64V9H63V10H61V9H57V10H60L59 13L57 12L56 9H54L55 11H52L51 13H55V12L58 13V14L55 13V16H56V17L58 16V17H57V18H56L55 16H52V17H51V13L48 11ZM70 9H72V10H70ZM109 9H110V8L108 7L107 10H109ZM149 9H150V7H149ZM205 9H206V8H205ZM228 9H229V8H228ZM231 9H232V8H231ZM233 9H235V8H233ZM233 9H232V10H233ZM20 10H22V9H20ZM24 10H25V9H24ZM27 10H28V9H27ZM39 10H40V9H39ZM39 10H38V11H39ZM41 10H40V12H41ZM93 10H94V13H96V10H95V9H93ZM100 10H101V9H100ZM100 10L98 9V11H100ZM120 10H121V11H124V10H122V9H120ZM120 10H119V11H120ZM126 10H127L128 13H129V10H128V9H126ZM137 10H138V9H137ZM168 10H169V9H168ZM168 10H166L165 13H163V15H164L163 18H159L157 14H156L155 16H153L152 13L155 14V11L153 12V11H151V10H150V12H152V13H150V14H152L153 17L150 16V14L146 15L145 17H146V19H147V16H148V17H150V19H152V18H154V17L157 16V19H158V18H159V19H158V20H154L155 22H156V21H159V23H160V22H165V24H166L169 28H172V29H170L171 32L173 31L172 33H177L176 35H179L178 33L181 31V29H178V28H179V26H178L179 23H177L178 25L175 24V22H174L175 18L173 17L172 13H170L171 10H170V11H168ZM183 10H184V9H182V11H183ZM191 10H192V8H191ZM191 10H190V11H191ZM223 10H224V9H223ZM229 10H230V9H229ZM31 11H33V10H31ZM31 11H30V12H31ZM76 11L79 12L78 10H76ZM76 11H75V12H76ZM102 11H103V10H102ZM104 11H105V10H104ZM145 11H146V10L144 9V12H145ZM147 11H148V10H147ZM182 11H180V12H182ZM188 11H189V9H188ZM192 11H193V10H192ZM194 11H195V10H194ZM216 11H217V10H216ZM216 11H215V12H216ZM220 11H221V9H220ZM220 11H219V12H220ZM226 11H227V10H226ZM234 11H235V10H234ZM234 11H233V13H234ZM24 12H26V11H24ZM33 12H34V11H33ZM75 12H74V13H75ZM130 12H131V11H130ZM135 12H136V13H140V10L136 11V9H135ZM142 12H143V11H142ZM142 12H141V14L143 15ZM171 12H172V11H171ZM184 12H185V11H184ZM221 12H222V11H221ZM224 12H225V11H224ZM230 12H231V11H230ZM230 12H229V13H230ZM35 13H36V15H37V13H38L37 10L35 11ZM41 13L43 14V12H41ZM41 13H39V15H40ZM49 13H50V14H49ZM98 13H99V12H98ZM100 13H101V12H100ZM122 13H123V12H122ZM136 13H134V14H136ZM148 13H149V12H148ZM212 13H214V12H212ZM227 13H228V12H227ZM22 14H23V12H22ZM24 14H25V13H24ZM59 14H60V15H59ZM72 14H73V13H72ZM77 14H78V13H77ZM77 14H76V15H77ZM79 14H80V12H79ZM86 14H87V13H86ZM88 14H90V13H88ZM88 14L85 15V16H83L84 14H83V15L81 14V15H82L81 17L83 18L82 20H84L85 22H81L80 24H79V22H78V23H75L76 21L74 22L75 25H72V29H74V31L71 30V32L74 33L73 36L71 35V34H73V33H71L70 30H65V32L67 31L68 35L71 33L69 36L67 35V36L69 37V40H67V41L72 42L71 45H72L73 43H77L78 45H81V47L84 46V45H82V44H86V43H90V42H91V43H92V42L95 43V44H94V48H95L96 50H94V49L92 48V49L95 51L94 54L96 53V51H97L98 48H99V50L101 51V53H102V52H105L106 54H104V56L107 55L108 58H109V59H108V58L106 59V60H108V62H107L108 64H106V65H108V66H107L106 68L109 69V67H112V64H113V62H114V58H115V57L118 58V57L120 56V55L118 56V55L116 54L117 56H115V57L112 58V56L110 55L112 51L109 50V45H111V44H115V43H112L110 39H113V38L116 39L115 36H116V37H119V36H117L116 34H114V32H115V30H114L115 27H114V26H116L117 23L113 26L114 22L111 21L110 17H108V15H109L108 13H107V16L104 17V18L108 17V18H106V19H104V18H98V17L102 16V14L105 15L104 12H102V14H101L100 16L97 14L98 16H96V17H93V16H95V15H92V14H93V11H92V14H91L92 16H90V15H88ZM119 14H121V13L119 12ZM119 14H118V16H120ZM130 14H133V13H130ZM141 14H139V16H137L136 18L139 19ZM145 14H146V13H145ZM158 14H159V13H158ZM173 14H174V13H173ZM184 14H185V13H184ZM190 14H191V13H189V15H190ZM194 14H195V13H194ZM194 14H193V15H194ZM197 14H198V13H197ZM197 14H196V15H197ZM219 14H220V13H218L217 15H219ZM223 14H225V13H223ZM223 14H222V15H223ZM245 14H246V13H245ZM15 15H16V16H15ZM15 15H14V16H15L14 18H12V17H11V18H12V20H13V19H14V20L16 19V21H17V19H18V22H15V23L17 24V23H19V22L21 21V20L19 19V18H21V17H20V16H17V15H19V13H18V14H15ZM20 15H21V14H20ZM34 15H35V14H33V16H34ZM47 15H48V16L50 15L49 18L47 17ZM52 15H53V14H52ZM74 15H75V14H74ZM124 15H125V11H124ZM124 15H123V16H124ZM160 15L163 16V15H162V12H161ZM185 15H186V14H185ZM227 15H228V14H227ZM227 15H226V17H227ZM230 15H232V13H230ZM242 15H243V14H242ZM247 15H248V14H247ZM250 15H251V14H250ZM21 16H25V17H26V15H21ZM86 16H88V17L90 16V17H91V18H89V20L91 21V23L89 22L88 24H85V23L87 22V20H88V17H87V19H86ZM135 16H136V15H135ZM198 16H199V15H198ZM201 16H202V15H201ZM214 16H215V15H214ZM214 16L212 15L211 17H214ZM223 16H224V15H223ZM16 17H19V18H16ZM81 17H80V18H81ZM92 17H93V18H92ZM120 17H122V16H120ZM141 17L144 18V16H141ZM187 17H188V16H187ZM229 17H230V16L228 15L227 18H229ZM237 17H239V16H237ZM27 18L29 19V21H31L30 18H29V16H28ZM38 18H39V20H41V21H45V23L47 22V25H46V24H43L42 27H41V25H40V24H41V23H40L41 21H39ZM117 18H118V17H117ZM127 18H129V16H127V17H125V18L122 17L123 20L126 19L125 22H127V20H128ZM131 18H132V17H131ZM136 18H135V19H136ZM184 18H185V17H184ZM23 19H25V18H23ZM118 19H119V18H118ZM120 19H121V18H120ZM132 19H133V18H132ZM140 19H141V18H140ZM150 19H148L146 22H143V24L145 25V23H146V26H148V24L151 25L152 23H151V24L149 23V21L152 22ZM171 19H173V21H172ZM176 19H178V18H176ZM190 19H191V18H190ZM210 19H211V18H210ZM222 19H223V18H222ZM37 20L39 21L40 24L37 23ZM114 20H115V22H116L117 19H115V17H114ZM141 20H142V19H141ZM141 20H140L139 22L137 21V22L135 23V27H136V24H137V23H139V25L142 24V23H140ZM186 20H187V19H186ZM188 20H189V19H188ZM195 20H196V19H195ZM226 20H227V19H226ZM229 20H230V19H229ZM232 20H234V19H232ZM254 20H256V19H254ZM1 21H2V19H1ZM1 21H0V23L2 24L3 22H1ZM22 21H23V20H22ZM117 21H118V20H117ZM121 21H122V20H121ZM134 21H136V20H134ZM144 21H145V19H144ZM189 21H190V20H189ZM237 21H238V20H237ZM240 21H241V19H240ZM24 22H27V21L24 20ZM147 22H148V23H147ZM178 22H180V20H179ZM182 22H183V21H182ZM227 22L230 23L228 20H227ZM231 22H232V21H231ZM256 22H257V21H256ZM7 23H8V22H7ZM118 23H119V22H118ZM172 23H174V24L172 25ZM222 23H224V22H222ZM228 23H227V24H228ZM13 24H14V23H13ZM16 24H15V25H16ZM20 24L22 25V23H19V25H18V24H17V25L20 26ZM38 24H39L40 26H37ZM67 24H68V25H67ZM120 24H121V23H120ZM128 24H129V23H128ZM128 24H127V26H128ZM133 24H134V23H133ZM187 24H188V23H187ZM193 24H195V23H193ZM232 24H233V23H232ZM2 25H3V24H2ZM8 25H10V23H9ZM15 25H10V26H11V28H12V26H14V28H16ZM23 25H24V24H23ZM123 25H125V23H123ZM130 25H131V22H130L128 28H130V29L133 30V28H131ZM139 25H138V26H139ZM144 25H143V26H144ZM152 25H153V24H152ZM152 25H151V26H152ZM154 25H155V24H154ZM160 25H161V24H160ZM225 25H226V23H225ZM228 25H229V24H228ZM10 26H8L9 28L7 27L6 29H7V30H8V29L13 30V29L10 28ZM26 26H28V25L26 24ZM29 26H30V23H29ZM31 26H32V25H31ZM31 26H30V27H31ZM112 26L114 27V29H113L114 32H113V30H112ZM117 26H118V25H117ZM146 26H145V27H146ZM2 27H3V26H2ZM21 27H24V26H21ZM30 27H28V28H30ZM39 27L42 28V29L40 30ZM65 27H66V28H65ZM70 27H71V26H70ZM119 27H120V26H119ZM122 27H124V26H122ZM132 27H134V25H133ZM135 27H134V28H135ZM140 27H141V26H140ZM149 27H150V26H149ZM149 27H148V28H149ZM183 27H184V26H183ZM185 27H186V26H185ZM230 27H231V26H230ZM233 27H234V26H233ZM246 27H248V26H246ZM19 28H20V27H19ZM45 28H44V29H45ZM64 28H65V29H64ZM116 28H117V27H116ZM136 28H137V27H136ZM138 28H139V27H138ZM138 28H137V30H138ZM33 29H31L32 32H33ZM35 29H38V30L36 31ZM69 29H71V28H69ZM119 29H120V28H119ZM123 29H124V28H123ZM141 29H143V28H141ZM146 29H147V28H146ZM251 29H252V28H251ZM14 30H16V29H14ZM14 30H13V32H14ZM55 30H54V31H55ZM94 30H95V31H94ZM128 30H129V29H128ZM135 30H136V29H135ZM144 30H145V29H144ZM170 30H169V31H170ZM183 30H184V29H183ZM8 31H9V30H8ZM44 31H46V30H44ZM47 31H48V30H47ZM93 31H94V32H97V33H100L101 36H98V35H100V34L97 35V33H94ZM141 31H142V30H140V33H143V32H141ZM191 31H192V30H191ZM231 31H232V29H231ZM5 32H6V31H5ZM32 32H31V33H32ZM42 32H43V31H42ZM58 32H60V31H58ZM63 32H64V31H63ZM87 32H88V33H91V32H92L93 35L96 34V35L98 36L97 39L94 38L95 40H94V41H91L92 38H89V37H91V36H90L91 34H89L88 40H90V41H89V42H84L83 40H84L85 38H86V41H88V40H87V37H86V36H88V33H87ZM135 32H136V31H135ZM138 32H139V30H138ZM138 32H137V33H138ZM166 32H167V31H166ZM225 32H226V30H225ZM233 32H234V31H233ZM3 33H4V32H3ZM14 33H15V32H14ZM38 33H39V32H38ZM48 33H49V32H48ZM60 33H61V32H60ZM67 33H66V34H67ZM78 33H81V34L83 33V35L85 34V35H86V36L84 35L85 38H79V37H80V36H79L80 34H78ZM221 33H222V32H221ZM32 34H35V33L33 32ZM32 34H31V36H32ZM49 34H51V33H49ZM49 34H47L48 36H46V37H49V36H50ZM56 34H57V33H56ZM56 34H55V35H56ZM58 34H59V33H58ZM66 34L64 33L65 36L63 35V36H64V39L67 38V37H66ZM77 34H78V37H77ZM112 34L115 35V36H112ZM124 34H125V36H126L127 33L124 32ZM138 34H139V33H138ZM193 34H194V33H193ZM254 34H255V33H254ZM35 35H36V34H35ZM40 35H43V33L40 34ZM60 35H62V34H60ZM132 35H133V33H132ZM152 35H153V34H152ZM172 35H173V34H172ZM218 35H219V34H218ZM230 35H232V34H230ZM233 35H234V33H233ZM13 36H14V35H13ZM36 36H38V35H36ZM36 36H35V37H36ZM63 36H62V39H63ZM84 36H81V37H84ZM127 36H128V35H127ZM127 36H126V38H127ZM148 36H149V35H146V34H145V36L142 35V36H140L139 38L142 39V43H143L144 46L147 45V47L149 46V47L152 48V47H154V39L151 38L152 36H151V37H148ZM174 36H175V34H174ZM187 36H188V35H187ZM191 36H192V35H191ZM201 36H203V35H201ZM225 36H226V34H225ZM253 36H254V35H253ZM259 36H260V35H259ZM261 36H262V35H261ZM25 37H26V36H25ZM54 37H55V36H54ZM57 37H58V36H57ZM65 37H66V38H65ZM94 37H95V36H94ZM112 37H113V38H112ZM121 37H122V36H120V40L122 39ZM128 37H129V36H128ZM130 37H131V36H130ZM130 37H129V38H130ZM158 37H159V36H158ZM176 37H177V36H176ZM179 37H181V35H180ZM179 37H178V38H179ZM183 37H184V34H183ZM228 37H229V36H228ZM256 37H257V36H256ZM4 38H5V37H4ZM14 38H15V37H14ZM29 38H30V41L33 42L32 39H31V37H28V39H29ZM32 38H33V37H32ZM36 38L38 39V37H36ZM36 38H35V39H36ZM40 38H41V37H40ZM40 38L38 39V41H37V39H36V42L39 43ZM49 38H50L51 40H50V39L48 40V39L46 38V39L48 40V42L46 41V42L48 43V45H50L52 41L54 42V38H53V40H52V34H51V37H49ZM58 38H59V37H58ZM99 38H100V39H99ZM129 38H128V39H129ZM153 38H155L154 35H153ZM181 38H182V37H181ZM194 38H195V37H194ZM223 38H224V37H223ZM225 38H226V37H225ZM241 38H242V37H241ZM248 38H249V37H248ZM254 38H255V37H254ZM260 38H261V37H260ZM0 39H3V38H2V35L0 36ZM9 39H10V38L8 37V40H9ZM18 39H19V38H18ZM35 39H33V40H35ZM56 39H57V38H56ZM56 39H55V42L57 41ZM82 39H83V40H82ZM168 39H169V38H168ZM174 39H175V37H174ZM215 39H216V38H215ZM242 39H244V38H242ZM261 39H262V38H261ZM261 39H260V40H261ZM3 40H4V39H3ZM12 40H13V39H12ZM12 40H11V42H12ZM20 40H21V39H20ZM96 40H97V41L100 40V41H99V44H98L97 46H95V45L97 44V41H96ZM117 40H119V39L117 38ZM120 40H119L118 42H120ZM137 40H138V38H137ZM224 40H225V39H224ZM227 40H228V39H227ZM16 41H17V39H16ZM28 41H29V40H28ZM28 41H26L25 43H26V44H27V43H30V41H29V42H28ZM41 41H42V40H41ZM62 41H64V40H62ZM122 41H123V40H122ZM122 41H121V42H122ZM139 41H140V39H139ZM157 41H158V40H157ZM178 41H179V40H178ZM178 41H176V43H177ZM182 41H183V40H182ZM214 41H215V40H214ZM217 41H218V40H217ZM222 41H223V40H222ZM258 41H259V40L257 39L256 42H258ZM9 42H10V40H9ZM9 42H8V43H9ZM11 42H10V43H11ZM13 42H15V41H13ZM19 42H21V41H19ZM23 42H24V41H23ZM36 42H34V44H36ZM69 42H67V43L69 44ZM110 42H111V44H109ZM113 42H115V41L113 40ZM125 42H127V41L125 40ZM180 42H181V41H180ZM209 42H210V41H209ZM225 42H226V41H225ZM225 42H224V43H225ZM251 42H252V41H250V43H251ZM5 43H6V41H5L3 44L6 45ZM8 43H7V45H8ZM25 43H24V44H25ZM40 43H41V42H40ZM42 43H43V44L45 43V42H44V39H43V42H42ZM116 43H117V41H116ZM128 43H129V42H128ZM137 43H138V42H137ZM172 43L175 45V43H174L173 41H172ZM226 43H227V42H226ZM252 43H253V42H252ZM254 43H255V41H254ZM3 44H2L1 47H6V46H7V45H6V46H3ZM13 44H14V46H16L15 43H13ZM16 44H17V43H16ZM22 44H23V43H22ZM24 44H23V45H24ZM64 44H65V43H64ZM77 44H75V45H77ZM120 44H121V43H120ZM122 44H123V43H122ZM166 44H167V43H166ZM179 44H180V43H179ZM182 44H183V43H182ZM213 44H217V42H215V43H213ZM221 44H223V42H222ZM244 44H245V43H244ZM259 44H260V43H259ZM11 45H12V43H11ZM11 45L9 44L8 47H9V46L11 47ZM44 45H45V44H44ZM52 45H53V44H52ZM52 45H51V46H52ZM71 45L69 44L68 46L70 47ZM78 45H77V46H78ZM89 45H90V46H89ZM89 45L87 44V45H85V46H89V49H88V50H89V52H90V48L93 47V45H92V44H89ZM132 45H133V43H132ZM157 45H158V43H157ZM174 45H173V46H174ZM233 45H234V44H233ZM256 45H257V44H256ZM261 45H262V44H261ZM18 46H19V44H18ZM31 46H32V44H31ZM33 46H35V45H33ZM46 46H47V45H46ZM51 46H49V47L47 46L46 49H49ZM113 46H114V45H113ZM123 46H124V45H121V47H123ZM133 46H134V45H133ZM138 46H139V45H138ZM217 46H221V45L218 44ZM224 46L226 47V44H225ZM262 46H263V45H262ZM74 47H75V46H74ZM78 47H79V46H78ZM114 47H115V46H114ZM114 47H113V50H114ZM155 47H156V46H155ZM158 47H159V45H158ZM161 47H162V46H161ZM168 47H169V46H168ZM174 47H175V46H174ZM176 47H177V45H176ZM188 47H189V46H188ZM188 47H187V48H188ZM221 47H222V46H221ZM246 47H247V46H246ZM259 47H260V46H259ZM6 48H7V47H6ZM6 48H3V51H4V50H5V51L8 50V48H7V49H6ZM17 48H18V47H17ZM44 48H45V47H44ZM52 48H54V47H52ZM55 48H56V47H55ZM75 48H76V47H75ZM82 48H84V47H82ZM135 48H137V47H135ZM218 48H219V47H218ZM223 48H224V47H223ZM229 48H230V46H229ZM236 48H237V47H236ZM243 48H244V47H243ZM255 48H256V46H255ZM14 49H15V47H14ZM14 49L9 48V50H10L11 52L14 51ZM78 49H79V48H78ZM92 49H91V50H92ZM115 49H116V48H115ZM123 49H124V47H123ZM125 49H126V46H125ZM125 49H124V50H125ZM148 49H149V48H148ZM165 49H167V48L165 47ZM216 49H217V48H216ZM216 49H215V50H216ZM226 49H228V48L226 47ZM260 49H262V47H261ZM9 50L6 51V53H8ZM18 50H19V49H18ZM18 50H16V51H18ZM27 50H28V49H27ZM53 50H54V49H52V52H53ZM59 50H60V49H59ZM84 50H85V52H86L87 49H84ZM99 50H98V51H99ZM134 50H135V49H134ZM144 50H145V49H144ZM158 50H159V49H158ZM160 50L162 51V50H164V49H163V48H162V49L160 48ZM174 50H175V49H174ZM180 50H181V49H180ZM180 50H179V51H180ZM191 50H192V49H191ZM230 50H231V49H230ZM5 51H4V53H5ZM60 51H61V50H60ZM60 51H59V52H60ZM76 51H77V49H76ZM109 51H110V52H109ZM114 51H115V50H114ZM117 51H118V48H117ZM148 51H149V50H148ZM155 51H156V50H155ZM166 51H168V50H166ZM166 51H164V53H166ZM181 51H182V50H181ZM227 51H229V50H227ZM235 51H236V50H235ZM260 51H261V50H260ZM262 51H263V50H262ZM11 52H10V54H11ZM19 52H20V51H19ZM25 52H26V51H25ZM25 52H24V53H25ZM28 52H29V51H28ZM61 52H62V51H61ZM74 52H75V50H74ZM78 52H79V51H78ZM80 52H81V51H80ZM85 52H84V53H85ZM87 52H88V51H87ZM108 52H109V53H108ZM121 52H123V53H121ZM149 52H150V51H149ZM170 52H171V51H170ZM229 52H230V51H229ZM254 52H255V51H254ZM254 52H253V53H254ZM13 53H14V52H13ZM71 53H72V52H71ZM75 53H76V52H75ZM114 53H115V52H114ZM114 53H112V54H114ZM116 53H117V52H116ZM118 53H119V52H118ZM125 53H128V51H127V52H124L123 50L121 51V49H120V53H119V54H121L122 56H125ZM162 53H163V52H162ZM179 53H180V52H179ZM200 53H201V52H200ZM233 53H234V52H233ZM262 53H263V52H262ZM1 54H3V52H2ZM1 54H0V55H1ZM15 54H16V53H15ZM18 54H19V53H18ZM21 54H22V53H21ZM52 54H53V53H52ZM52 54H51V56H52ZM56 54H57V53H56ZM77 54H78V53H77ZM81 54L83 55V53H81ZM94 54L91 55V56L93 57ZM97 54L100 55L99 58L102 57V56H101L102 54H100V53H97ZM130 54H132V53H130ZM144 54H146V53H144ZM153 54H154V53H153ZM190 54H191L190 56H187V59L189 58V60H185V58L183 57V58H184V61L182 60V63L185 65L183 71H179L180 68H183V67H182L183 64H181V61H180V65H182V66H179V69H176V70L174 69V68H175L174 66H176V65L178 66V64H179V62L177 63V60H176V62H175L174 58H173V60L166 62V65H164V66H163L164 63L161 64V63H160V62H161L160 60H158V61L155 60V61L153 62V65L151 66V64H152V61H151V60H152V59L150 58L151 64H150V61H148L147 63H148L149 66L152 67V68L145 67V66H147L146 63H145L146 65L143 66L144 64H141L140 61H139V63H140L141 65H139V66H140V68H139V66L136 64V63H137V62L135 61L136 59H134V56H135V55H134V56L132 55L133 59L131 60V62H129L130 64H128V67H129V65H130V67L128 68L129 70L121 69V67H123V66H120V67L118 68L117 63H118V60H119L121 57H120L119 59H115V61H117V62L114 63V64L117 66V67L115 66V68L120 69V73H121L122 70H123V72H124V71H127V73H128V71L131 72V73H135V74H133V76H134V75H136V76H135V77H132V79H130V80L132 81V82H131L132 84H130V85H133V86H132L133 90H135V91L137 90L138 93L142 92V93H140V94H143L144 97H146V96L149 97L148 93H149V90H151V89L148 88V86L146 85L147 82H148L147 79H148V76H149L150 74H153V76H154V74L157 75V73L159 72V71L157 72V70H160V72H163V71L161 70V68H162V69L165 68L164 71H166V70H167L166 68H168V67H170V68L174 67L173 70H175V71H174V72L172 71V73H176V74H175V76H173L174 74H173V75H170V74H171V72H170V73L168 74V75H170V77H169L168 75H167V77H166V78L169 79V81H170V79H174V78L177 79V78H181V77H183V76H186V75H188V74H191V72H193V70L195 71L194 68H195V66L197 65L196 63H199L200 60H198L199 57H197V56L192 57V53H190ZM193 54H194V53H193ZM256 54H257V55H255V57H257V59L255 60V62L257 61L259 65H262V64L264 63V60H263L264 56H263V54H261V52H259V53L256 52ZM3 55H4L3 58H5V55H6V54H3ZM3 55H2V56H3ZM22 55H23V54H22ZM75 55H76V54H75ZM149 55H150V54H149ZM159 55H160V54H159ZM163 55H164V54H163ZM176 55H177V54H176ZM182 55H184V54L182 53ZM182 55H181V58H182ZM188 55H189V54H188ZM195 55H196V54H195ZM203 55H204V53H203ZM6 56H7V55H6ZM8 56H9V55H8ZM13 56L15 57L16 55H13ZM55 56H56V55H55ZM59 56H60V55H59ZM83 56H84V55H83ZM83 56H82V57H83ZM89 56H90V55H89ZM95 56H96V57H95V59H96L98 56H97V55H95ZM104 56H103V57H104ZM155 56H156V55H155ZM172 56H173V54H172ZM193 56H194V55H193ZM205 56H206V55H205ZM251 56H252V55H251ZM0 57H1V56H0ZM14 57H13V58H14ZM49 57H50V55H49ZM62 57H64V56L62 55ZM77 57H78V56H77ZM110 57H111V58H110ZM136 57H137V56H136ZM140 57H141V56H140ZM146 57H147V56H146ZM156 57H157V56H156ZM169 57H171V56L169 55ZM173 57H174V56H173ZM176 57H177V56H176ZM196 57H197V59H196ZM10 58H11V57H10ZM51 58H53V56L50 57V59H51ZM67 58H68V57H67ZM87 58H88V57H87ZM99 58H98V60H99ZM154 58H155V57H154ZM154 58H153V60H154ZM178 58H180V56H178ZM192 58H193V59H192ZM1 59H2V58H1ZM14 59H15V58H14ZM44 59H45V58H44ZM65 59H66V58H64L63 60H65ZM72 59H73V58H72ZM74 59H75V58H74ZM83 59H84V58H83ZM83 59H82V60H83ZM85 59H86V58H85ZM89 59H90V58H89ZM93 59H94V57H93ZM93 59L91 58V60H93ZM128 59H129V58H128ZM156 59H157V58H156ZM191 59H192V60H191ZM11 60H12V59H11ZM47 60H49V59L47 58ZM59 60H60V57H59ZM77 60H78V59H77ZM80 60H81V57H80ZM120 60H121V59H120ZM143 60H144V58H143ZM161 60H162V59H161ZM167 60H168V59H167ZM167 60H165V61H167ZM169 60H170V59H169ZM178 60H179V59H178ZM180 60H181V59H180ZM5 61H6V60H4V62H5ZM18 61H19V60H18ZM43 61H44V60H43ZM50 61H52V59H51ZM56 61H58V60H56ZM84 61H85V60H84ZM95 61H96V60H95ZM95 61H94V62H95ZM99 61H100V60H99ZM99 61L96 62L95 65H98L97 63H99ZM145 61H146V60H144V62H145ZM6 62H7V61H6ZM6 62H5V63H6ZM12 62L16 63V62L13 61V60H12ZM12 62L10 63V60H9V62L6 63V64H10V65H7V66H9V67L12 66V64H13ZM60 62H62V61H60ZM90 62H91V61H89V63H90ZM100 62H102V59H101ZM105 62H106V61H105ZM105 62L101 63V65L104 64ZM239 62H240V61H239ZM18 63H19V64H22V63H20V61H19ZM120 63H121V62H120ZM127 63H128V62H127ZM139 63H138V64H139ZM142 63H143V61H142ZM175 63H176V64H175ZM1 64H2V63H1ZM49 64H50V63H49ZM85 64H86V63H85ZM91 64H92V63H91ZM91 64L88 65V66H91ZM118 64H119V63H118ZM238 64H239V63H238ZM93 65H94V64H93ZM99 65H100V63H99ZM263 65H264V64H263ZM1 66H3V65H1ZM4 66H5V65H4ZM14 66H15V65H14ZM14 66H13V67H14ZM17 66H18V65H17ZM72 66H73V65H72ZM102 66H103V65H102ZM104 66H105V64H104ZM124 66H125V65H124ZM126 66H127V65H126ZM126 66H125V67H126ZM141 66H143V67L141 68ZM162 66H163V67H162ZM177 66H176V68H178ZM197 66H198V65H197ZM200 66H201V63H200ZM200 66H198V67L200 68ZM18 67H19V66H18ZM48 67H49V66H48ZM65 67H66V66H65ZM201 67H202V66H201ZM1 68H2V67H1ZM3 68H4V67H3ZM5 68H6V67H5ZM7 68H8V67H7ZM15 68H16V67L11 68V69H14V70H15ZM31 68H32V67H31ZM31 68H30V69H31ZM56 68H57V67H56ZM75 68H76V67H75ZM86 68H87V67H86ZM92 68H94V66H93ZM92 68H90V69H92ZM123 68H124V67H123ZM11 69L9 68L8 70H10V73L12 74V72H13L14 70H12V72H11ZM22 69H24V67H22ZM33 69H34V68H32V70H33ZM40 69H41V68H40ZM40 69H39V70H40ZM51 69H52V68H51ZM61 69H62V68H61ZM94 69H95V68H94ZM98 69H99V67H98ZM100 69H101V68H100ZM107 69H105V68H104V70L102 69L103 71H102L101 73L98 72V74H96L95 76H93V80L91 79L93 85H96L97 88H98V86H100V84H101V82H102L103 80H104V81L106 80L105 82L108 81L107 79H108L109 75H107V72H108ZM126 69H127V68H126ZM138 69H139V72L137 71ZM204 69H205V68H204ZM2 70H3V69H2ZM39 70H38V69L36 70L37 73H38ZM52 70H53V69H52ZM54 70H55V69H54ZM64 70H66V69H64ZM64 70H63V71H64ZM95 70L97 71V68H96ZM202 70H203V69H202ZM0 71H1V70H0ZM3 71H4V70H3ZM5 71H7V70H5ZM15 71H17V68H16ZM23 71H24V72H22V71L19 69L17 72H14V73H13V76H14L15 73H17V75L20 76L19 73H21V77H20L21 80H20V83L17 82V83H19L18 85H22L21 81H22L25 77L28 78L27 75L29 74V71H30V70H29L28 72H26L25 70H23ZM60 71H61V70H60ZM60 71L57 70L56 73H58V75H60V74L63 75L62 72H60ZM67 71L70 72V73H69V76H71V77H74V76L76 77V74H75V73H76V72L78 73V70H77V69H73L72 71H70V70H67ZM88 71H89V70H88ZM100 71H101V70H100ZM169 71H170V70H169ZM7 72H8V71H7ZM18 72H19V73H18ZM25 72H26V73H25ZM30 72H31V71H30ZM44 72H46V71H44ZM48 72H49V71H48ZM48 72H47V73H48ZM115 72H116V71H115ZM123 72H122V73H123ZM156 72H157V73H156ZM167 72H168V70H167ZM201 72H202V71H201ZM1 73H2V72H1ZM3 73H4V72H3ZM24 73H25L26 75H25ZM31 73H32V72H31ZM41 73H43V71H42ZM63 73H65V72H63ZM66 73H67V72H66ZM66 73H65V74H66ZM90 73H91V72H90ZM125 73H126V72H125ZM163 73H164V72H163ZM163 73H161V74H163ZM230 73H232V72H230ZM5 74H6V73H5ZM5 74H4V75H0V76H6ZM7 74H9V72H8ZM11 74H9L10 77H9V75H8V77H9L10 79H12V77H13ZM22 74H23V75H22ZM117 74H118V72H117ZM129 74H130V73H129ZM17 75L15 74V76H14L15 79H14V77H13V79L15 80V81L13 80L14 82H16V80L18 81L17 78H19V77H16ZM29 75H30V74H29ZM35 75H36V74H35ZM37 75H38V74H37ZM46 75H47V74H46ZM50 75H51V74H50ZM52 75H55L54 72H53ZM56 75H57V74H56ZM121 75H123V74H120V76H121ZM124 75H125V74H124ZM31 76H32V75H31ZM31 76L29 77L30 79L33 78V77L31 78ZM39 76H41V75H39ZM79 76H80V75H79ZM151 76H152V75H150V78H151ZM153 76H152V77H153ZM23 77H24V78H23ZM46 77H47V76H46ZM48 77H50V76L48 75ZM56 77H57V76H56ZM122 77H124V76H122ZM164 77H165V76H164ZM164 77H163V78H164ZM191 77H192V78H195L194 76H190L188 79H190ZM0 78L2 79L3 77H0ZM22 78H23V79H22ZM29 78H28V79H29ZM40 78H41V77H40ZM57 78H58V77H57ZM57 78L55 79L56 82H57ZM90 78H91V77H90ZM130 78H131V77H130ZM150 78H149V79H150ZM5 79H6V78H5ZM10 79H7V80L9 81ZM28 79H27V82H28V81H31V82H32V80H28ZM45 79H46V78H44V80H45ZM60 79H61V76H60ZM68 79H69V78H68ZM133 79H134V80H133ZM160 79H161V77H160ZM3 80H4V78L2 79V81H3ZM7 80H4V82L6 83ZM33 80H34V78H33ZM37 80H38V79H37ZM40 80H41V79H40ZM40 80H39V81H40ZM42 80H43V78H42ZM42 80H41V81H42ZM55 80H54V81H55ZM63 80H65V79H63ZM84 80H85V79H84ZM89 80H90V79H89ZM91 80H90V81H91ZM123 80H124V79H123ZM127 80H129V79H127ZM127 80H126V81H127ZM164 80H165V78H164ZM190 80H191V79H190ZM192 80H193V79H192ZM0 81H1V80H0ZM10 81H11V82H10ZM10 81H9L10 83L7 82L6 84L9 85V84H12V83H13L12 80H10ZM41 81H40V82H41ZM54 81L52 80V82H54ZM65 81H66V80H65ZM86 81H87V80H86ZM86 81H85V82H86ZM117 81H118V80H117ZM149 81H150V80H149ZM169 81H168V82H169ZM171 81H172V83H173V81H176V80L174 79V80H171ZM177 81H178V80H177ZM205 81H207V80H205ZM211 81H212V80H211ZM4 82H2V85L4 84ZM23 82H25V80H24ZM27 82H26V83H27ZM45 82L47 83L46 80H45ZM62 82H63V81H62ZM67 82H69V81H67ZM75 82H76V81H75ZM81 82H83V80H81ZM201 82H202V81H201ZM201 82L197 81L196 83H198L197 85H201ZM26 83H25V85H26ZM33 83H35V82L33 81ZM58 83H60V82L58 81L57 84H58ZM83 83H84V82H83ZM108 83H111V82L109 81ZM143 83H144V84H143ZM0 84H1V83H0ZM6 84H5V85H6ZM28 84H29V82H28ZM31 84H32V83H31ZM31 84H30V85H31ZM40 84H43V82L40 83ZM65 84H66V83H65ZM65 84H64V85H65ZM74 84H75V83H74ZM80 84H81V83H80ZM86 84H88V83H86ZM86 84L84 83V84H81V85H82V87H83V85H86ZM106 84H107V83H106ZM111 84H112V83H111ZM127 84H128V83H126V85H127ZM148 84H149V83H148ZM167 84H168V83H167ZM169 84H170V83H169ZM5 85H3V86L0 85V88H1V87H4V88H5V87L7 86V85H6V86H5ZM15 85H16V84H15ZM15 85H14V83H13L12 86H15ZM18 85H17V86H18ZM30 85H26V88H23V87H22L23 85H22V86H19V88H23V90H25V89L28 88L27 86H30ZM50 85H51V84H49V86H50ZM61 85H62V84H61ZM69 85H70V83H69ZM88 85H89V84H88ZM90 85H92V84H90ZM90 85H89V86H90ZM93 85H92V86H93ZM104 85H105V84H104ZM104 85L102 84V88H103ZM31 86H32V85H31ZM31 86H30V87H31ZM40 86H41V85H40ZM49 86H48V87H49ZM54 86H56V85L54 84ZM54 86H50V87H51V90H53V91L55 90V89H54ZM76 86H78L77 83H76V85H75V88H76ZM110 86H111V85H110ZM173 86H174V84H173ZM173 86H170V87H173ZM24 87H25V86H24ZM30 87H29V89H30ZM41 87H42V86H41ZM43 87H44V89H45V88H46V85H43ZM43 87H42V88H43ZM48 87H47L45 90H47ZM57 87H58V85H57ZM64 87H65V86H64ZM66 87H67V86H66ZM72 87H73V86H72ZM78 87H80V86H78ZM90 87H91V86H90ZM93 87H94V88H93ZM93 87L91 88V90H89V88H88V90L90 91V94H91L92 89L95 90V86H93ZM107 87H108V86H107ZM107 87H106V88H107ZM111 87H112V86H111ZM111 87H110V89H111ZM122 87H123L124 90H125L126 86H123V85H122ZM130 87H131V86H130ZM198 87H199V86H198ZM200 87H201V86H200ZM204 87H205V86H204ZM13 88H15V87H12V88H11L12 92H15V91H17V90H18L17 92H19V91L21 90V89H20V90H19V89L14 90ZM16 88H17V87H16ZM34 88H35V87H33V89H34ZM73 88H74V87H73ZM99 88H101V86H100ZM112 88H113V87H112ZM128 88H129V87H128ZM5 89H6V91L3 90L2 93H4V92L6 93L8 90L10 91L9 88H8V90H7V88H5ZM29 89H27V90H29ZM33 89H30V90L33 91V92H31V94H32L33 96H35L36 93H37V96H42V94H43V96H44V94L46 93V92H45V93L40 94V93H39V90H38L37 88H35V89L37 90V92H36V90H33ZM58 89H59V87H58ZM58 89H57V90H58ZM107 89H108V88H107ZM115 89H116V87H115ZM126 89H127V88H126ZM130 89H131V88H130ZM130 89H129V90H130ZM165 89H167V87H166ZM232 89H233V88H232ZM13 90H14V91H13ZM51 90H50V91L47 90V91H48V97H49V96L52 97V93H54V92H51ZM57 90H55V92H56ZM68 90H69V89H68ZM73 90L75 91V89H73ZM83 90H84V89H83ZM94 90H93V91H94ZM111 90H112V89H111ZM118 90H119V89H118ZM21 91H22V90H21ZM40 91L43 92L41 88H40ZM60 91H62V89H61ZM79 91H80V90H78V92H79ZM84 91H85V90H84ZM93 91H92V93L94 94V95L92 94L93 96H90V94H89L88 92H87L88 94H86V96L88 95V99H89V97H91L89 100H91L92 97H96V96H97L96 98H98L99 96H101V95H98V93H97V95H96ZM165 91H166V90H165ZM187 91H188V90H187ZM189 91H190V90H189ZM197 91H200V89L197 90ZM204 91H205V90L202 89V90L200 91L201 93H200V92H199V93L197 92V93H198V94H202ZM234 91H235V90H233L232 92H234ZM262 91H263V90H262ZM262 91H261V92H262ZM0 92H1V91H0ZM12 92H11V93H12ZM22 92H23V91H22ZM24 92H25V91H24ZM35 92H36V93H35ZM65 92H66V90H65ZM65 92H64V93H65ZM68 92L70 93L71 91H68ZM81 92H82V91H81ZM102 92H103V91H102ZM102 92H100V93H102ZM195 92H196V91H195ZM5 93H4V94H5ZM7 93H8V92H7ZM28 93H29V92H28ZM38 93H39L40 95H39ZM49 93H50V95H49ZM62 93H63V91H62ZM66 93H67V92H66ZM66 93H65V94H66ZM69 93H68V94H69ZM72 93L74 94L75 92H71V94H72ZM83 93H84V92H83ZM138 93H137V94H138ZM191 93H192V90H191ZM262 93H264V92H262ZM4 94H3V95H4ZM8 94H9V93H8ZM14 94H15V93H13V95H14ZM54 94H55V93H54ZM56 94H57V93H56ZM59 94H60V93H59ZM65 94H64V100H65L67 103L69 102L70 104H71V102H72L73 105H76V106L78 107V108H77L76 106L73 107L72 104H71V107H72V108H77L78 110L82 111V107H84L85 105H87V104H84L83 102H81L82 100L80 99L79 96H78L79 98L76 97L78 94L81 95L82 93L79 92V93L77 94V92H76V96H75V95H72V96H75V98H78L76 101H77L78 103H80V104H76V102H73L72 99H74V97H73V98L71 97V98H72V99H71V98L69 97L70 94H69V96H68V94H66V95H65ZM104 94H105V93H104ZM108 94H109V93H108ZM114 94H115V93H114ZM129 94H130V93H129ZM137 94H132V95L130 94L131 97H132L133 100H134V101H133L134 103L132 102V103H133V107H132L133 109H131L132 111L127 112V113H128V115H130L133 119H134V118L137 119V116H141V117H142V116H146L145 119H148V121H147V120H146V121L149 122V124H150V122H151V124H152V121H150V118H152V117L154 116V115H153V116L150 115V114H151L150 105H152V104H151L152 102H151L150 100H146V98H144V97H142V96H139V95H137ZM189 94H190V93H189ZM198 94H197V95H198ZM0 95H1V94H0ZM5 95H6V94H5ZM10 95H11V94H10ZM10 95H9V96H10ZM18 95H21V93H20V92L17 93V97H18ZM62 95H63V94H62ZM263 95H264V94H263ZM1 96H2V95H1ZM1 96H0V97H1ZM7 96H8V95H7ZM15 96H16V94L14 95V97H15ZM26 96H27V94H26ZM33 96H31V97H33ZM43 96H42V97H43ZM53 96H54V95H53ZM108 96H109V95H108ZM4 97H5V96H4ZM11 97H12V95H11ZM22 97H23V94H22ZM22 97H21V98H22ZM45 97H46V96H45ZM84 97H85V96H84ZM109 97H110V96H109ZM109 97L106 98V99L108 100ZM189 97H191V96H189ZM196 97H197V96H196ZM256 97H257V96H256ZM256 97H255V98H256ZM2 98H3V96L0 98V99H1V100H0V104H1V102L3 101ZM21 98H20V99H21ZM26 98H27V97H26ZM26 98H25V101L28 100V99H26ZM55 98H58V97L55 95ZM55 98H54V102H57V99H56V101H55ZM61 98H62V97H61ZM81 98H82V96H81ZM244 98H245V97H244ZM3 99H5V100L7 99V100H8V98H6V97L3 98ZM9 99H10V97H9ZM30 99H31V98H29V100H30ZM42 99H43V98H42ZM42 99H41V100H42ZM44 99H45V98H44ZM46 99H47V98H46ZM49 99H52V98H49ZM49 99H48V100H49ZM83 99H84V98H83ZM88 99H87V101L89 102ZM93 99H94V98H93ZM93 99H92V101H93ZM100 99H101V98H100ZM147 99H148V98H147ZM190 99H191V98H190ZM193 99H194V95H193ZM193 99H192V100H193ZM199 99H200V98H199ZM7 100H6V102L10 104V102H8ZM11 100H12V99H11ZM15 100H16V99H15ZM38 100H39V99H38ZM79 100H81V101L79 102ZM95 100H96V99H95ZM195 100H196V99H195ZM242 100H243V99H242ZM17 101H18V100H17ZM21 101L24 102L23 100H21ZM21 101H20V102H21ZM33 101H34V100H33ZM46 101H47V100H46ZM46 101H45V103H46ZM83 101H84V100H83ZM87 101H86V102H87ZM96 101H97V100H96ZM108 101H109V100H108ZM110 101H113V99L110 98ZM152 101H153V100H152ZM22 102H21V103H22ZM29 102H30V101H29ZM47 102H48V101H47ZM49 102H50V101H49ZM51 102H52V105H53V103H54L53 100H52ZM51 102H50V103H51ZM90 102H91V101H90ZM90 102H89L90 106H93V105H92L93 102H92V103H90ZM97 102H99V101H97ZM97 102H96V103H97ZM4 103H5V102H4ZM4 103H3V104H4ZM24 103H28V102H24ZM34 103H35V101H34ZM43 103H44V102H43ZM43 103L41 104V103L38 101V104L43 105ZM50 103H49V104H50ZM102 103L105 105V102H102ZM102 103H101V104H102ZM107 103H108V102H107ZM109 103L112 104L113 102H112V103L109 102ZM109 103H108V106H109ZM250 103H252L251 100H250ZM3 104H2V105H3ZM32 104H33V103H32ZM57 104H58V103H57ZM83 104H84V106L81 107V105H83ZM153 104H154V103H153ZM239 104H240V103H239ZM2 105H1V106H2ZM6 105H7V104H6ZM18 105H20V106H22V107L25 106L24 104H23V105H22V104H18ZM28 105H29V103H28ZM54 105H55V104H54ZM129 105H131V104L129 103ZM164 105H165L169 110L172 109V111H173V110H180V109H182V110H184V111H185V110H186V111H190L192 108H194V106L197 108V106H199L200 104H199V105H198V103H197V104L194 103V105H193V104H191V105L188 104V105H187L186 107H184V108H179V107H177V106H175V105H173V104H169V105L164 104ZM202 105L204 106V104H202ZM205 105H206V104H205ZM260 105H261V104H260ZM35 106H36V105H35ZM43 106H45V104H44ZM43 106H42V107H43ZM59 106H60V105H59ZM59 106H57V107H59ZM88 106H89V105H88ZM90 106H89V107H90ZM102 106H103V105H102ZM131 106H132V105H131ZM131 106H130V107H131ZM203 106H201V107L199 106V107H200L199 109L202 108V110H203V109H204ZM240 106H241V105H240ZM3 107H5V109H6V107H9V105H7V106H3ZM22 107H21V108H22ZM39 107H40V106H39ZM64 107H66V106L64 105ZM97 107H98V105H97ZM111 107H112V105H111ZM125 107H126V106H125ZM247 107H248V106L246 105V106H245V110L247 109V111H248V108H247ZM262 107H263V106H262ZM0 108H1V107H0ZM10 108H11V106H10L8 109L10 110ZM24 108H26V107H24ZM36 108H38V107H36ZM36 108H35V109H36ZM40 108H41V107H40ZM44 108L47 109L48 107L45 106ZM44 108H43V110H42V109H40V110L44 111ZM50 108H52V107H50ZM61 108H63V107H61ZM72 108H71V109H72ZM86 108H87V107H86ZM91 108H92V107H91ZM101 108H102V107H101ZM109 108H110V106H109ZM253 108H254V107H253ZM5 109H4V111L6 112V113H5L6 116H5L4 112H3V113L1 112V113H2V115L4 114V116H5L4 119H5L6 121L8 120L7 122L10 123L9 121H10L11 119L14 120V119L16 118V115L14 116L13 111H14V113H16V114H17V111L15 112V110L12 109V108H11L12 111H11V110L9 111V110L7 109L9 112H11V113L13 114V117H11L12 115H8L9 117L6 119L7 114H8V111L5 110ZM17 109H18V107H17ZM22 109H23V108H22ZM22 109H20V110L22 111ZM54 109H55V108H54ZM59 109H60V108L55 109V110H56V111H57V110L59 111ZM64 109H66V108H64ZM64 109H63V110H64ZM77 109H75V110H77ZM87 109H88V108H87ZM87 109H86V110H87ZM105 109H106V108H105ZM262 109H263V108H262ZM20 110H19V111H20ZM26 110H27V109H26ZM31 110H32V109H31ZM38 110H39V109H38ZM61 110H62V109H60V111H61ZM73 110H74V109H73ZM78 110H77V111H78ZM236 110H237V109H236ZM242 110H243V109H242ZM255 110H256V109H255ZM1 111H2V110H1ZM23 111H24V110H23ZM27 111H28V110H27ZM32 111H33V110H32ZM34 111H35V110H34ZM66 111H68V110H66ZM77 111H76V112H77ZM83 111H84V109H83ZM127 111H129V110H127ZM234 111H235V110H234ZM238 111H239V109H238ZM35 112H37V110H36ZM35 112H33V113H35ZM39 112H40V111H39ZM89 112H90V111H89ZM242 112H243V111H242ZM1 113H0V117H1ZM37 113H38V112H37ZM42 113H43V112H42ZM59 113H60V112H59ZM61 113H62V112H61ZM70 113H71V112H70ZM80 113L82 114L83 112H80ZM85 113H86V112H85ZM90 113H92V112H90ZM90 113H88V114H90ZM124 113H125V110H124ZM127 113H125V114H127ZM142 113H144V115H143ZM20 114H22V113H20ZM25 114H26V113H25ZM39 114H40V113H39ZM62 114H64V113H62ZM83 114H84V113H83ZM94 114H95V113H94ZM94 114H93V115H94ZM117 114H118V113H117ZM153 114H155V113H153ZM231 114H232V112H231ZM238 114H239V113H238ZM18 115H19V113H18ZM45 115H46V114H45ZM48 115H49V114H48ZM68 115H69V114H68ZM71 115H72V114H71ZM77 115H78V114H77ZM39 116H40V115H39ZM39 116H37V117H39ZM52 116H53V114H52ZM60 116H61V114H60ZM60 116L58 115V117H60ZM62 116H64V115H62ZM66 116H67V115H65V118H66ZM86 116L88 117V115H86ZM86 116H85V117H86ZM95 116H96V115H94V117H93L92 119L95 120V119H96ZM157 116H158V114L155 115V117H157ZM18 117H19V116H18ZM40 117H41V116H40ZM42 117H43V116H42ZM49 117H50V116H49ZM49 117H48V118H49ZM87 117H86V119L90 118V121H88L89 119H88V120H85V119H84L85 122H82V123H83V126L81 127L82 131H81V129H80V130L77 129V131H81V133L79 132L80 136L85 137L86 139H90V138L92 137V135H94V133H95V131H96L95 129H98L97 127H99V126H98V123H97V126L95 125L96 123L94 124V120L92 121V119H91L92 116H91V117H88V118H87ZM155 117H154V120H155ZM9 118H10V119H9ZM31 118H32V117H31ZM65 118H64V119H65ZM159 118H160L159 120H161V117H159ZM18 119H19V118H18ZM20 119H22V118L20 117ZM20 119H19V120H20ZM34 119H36V118H34ZM44 119H45V118H44ZM49 119H50V118H49ZM54 119H55V118H54ZM54 119H52V120L54 121ZM56 119H57V118H56ZM56 119H55V120H56ZM68 119H69V118H68ZM68 119H65L66 122H67ZM5 120L2 119V121H4V122H5ZM16 120H17V119H16ZM30 120H31V119H29V122H28L27 119H26L27 122H25V123L20 122L21 124L23 123L24 126H21V127H19V129H16V130H18L17 132H16V130H15V132H16L17 134L20 135V138L25 139V140H26V139H30V143H31V141L33 142L35 139L38 141V139H41L42 137H45L44 135H43V136H40V135L43 134V133H44V134L47 133V134H50V135H51V134L53 133V132H52V131H53V130H52V127H53V126H55V127H61L60 125H59V126H56L57 123H56L55 125L51 126V125H52V123H51L52 120L50 119V120H51V122H50L51 125H50V126H48V124H46L47 126L45 125L44 128H40L41 126H40V127L37 126L38 128H36V127H33V126H32V124H33L32 121H31V124H30ZM36 120H37V119H36ZM36 120H35V122H36ZM38 120H39V119H38ZM41 120H42V118H41ZM47 120H48V119L46 118V123H47ZM78 120H79V119H78ZM168 120H169V119H168ZM11 121H12V120H11ZM22 121H24V120H22ZM39 121H40V120H39ZM56 121H57V120H56ZM72 121H73V119H72ZM96 121H97V120H95V122H96ZM109 121H110V120H109ZM134 121H135V120H134ZM134 121H133V122H134ZM165 121H166V120H165ZM7 122H6V123H7ZM48 122H49V120H48ZM60 122H62V119H61ZM63 122H64V120H63ZM63 122H62L61 125H63ZM99 122H100V121H99ZM131 122H132V121H131ZM160 122H161V121H160ZM163 122H164V121H163ZM163 122H162V123H163ZM2 123H3V122H2ZM15 123H17V122H15ZM27 123H28V124H27ZM36 123H38V122H36ZM39 123H40V122H39ZM41 123H42V122H41ZM50 123H49V124H50ZM54 123H55V122H54ZM101 123H102V122H101ZM144 123H145V125H144V128H145V129H144V130H146V132H144V133H145L144 135H145V137L147 138V140H146V138H145V140H146L145 142H147V143L149 144V145L147 144L148 147H151V146H153V145L155 146V144H154L153 142L156 141V134H155V133H157V131L155 132V129L157 128V127H156L157 125L155 126L156 128H154L153 125L151 126V127L154 128V134H155V137L153 138V134H152L153 132H150V130H149V129H150V128H149L150 125H149L148 123H146V122H144ZM165 123H166V122H165ZM3 124H5V123H3ZM11 124H12V122H11ZM42 124H43V123H42ZM44 124H45V123H44ZM68 124H69V123H68ZM80 124H81V123H80ZM135 124H136V123H135ZM157 124H158V122H157ZM9 125H10V124H8L7 126L5 125V130H6L7 128H10V129L13 128V126L8 127ZM14 125L16 126V124H14ZM38 125H39V124H38ZM66 125H67V124H66ZM66 125H64V126H66ZM99 125H100V124H99ZM109 125H110V124H109ZM161 125H162V124H161ZM35 126H36V124H35ZM42 126H43V125H42ZM80 126H81V125H80ZM80 126H79V127H80ZM95 126H96V128H95ZM100 126H101V125H100ZM162 126H163V125H162ZM169 126H170V125H169ZM213 126H214V125H213ZM6 127H7V128H6ZM11 127H12V128H11ZM16 127H17V126H16ZM79 127H78V128H79ZM184 127H185V125H184ZM262 127H263V126H262ZM14 128H15V127H14ZM14 128H13V129H14ZM101 128H102V127H100V129H101ZM139 128H140V127H139ZM153 128H152V129H153ZM163 128L165 129L164 126H163ZM188 128H189V127H188ZM260 128H261V127H260ZM263 128H264V127H263ZM13 129H12V130H13ZM25 129H26V130H25ZM53 129H54V127H53ZM75 129H76V128H75ZM117 129H119V128H117ZM158 129H159V127H158ZM161 129H162V128H161ZM190 129H191V128H190ZM212 129L214 130L215 128L212 127ZM212 129H211V130H212ZM261 129H262V128H261ZM2 130H3V132H2V131H1V132L4 133V132H5L4 129H2ZM12 130H11V131H12ZM28 130H30V132L33 131V132H32L33 136H32V135L29 136ZM57 130H58V128H57ZM101 130H103V129H101ZM156 130H157V129H156ZM213 130H212V131H213ZM263 130H264V129H263ZM7 131H8V129H7ZM9 131H10V130H9ZM11 131L8 132V133H11ZM13 131H14V130H13ZM21 131H22V132H21ZM98 131H99V130H98ZM118 131H119V130H118ZM140 131H141V130H140ZM140 131H139V132H140ZM148 131H149L150 133H148ZM152 131H153V130H152ZM172 131H173V130H172ZM188 131H189V130H188ZM50 132H51V133H50ZM54 132H55V131H54ZM57 132H58V131H57ZM158 132H159V131H158ZM166 132H167V131H166ZM166 132H165V133H166ZM238 132H239V131H238ZM238 132L233 131V133H234V134H235V133L238 134L237 136L239 137L240 134H239ZM6 133H7V132H6ZM8 133H7V134H8ZM55 133H56V132H55ZM58 133H59V132H58ZM131 133H132V132H131ZM159 133H160V132H159ZM169 133H170V130H169ZM175 133H177V132H175ZM233 133L231 134L232 136L234 135ZM11 134L14 135L15 133L13 132V133H11ZM39 134H40V135H39ZM47 134H45V135H47ZM77 134H78V133H77ZM81 134H82V135H81ZM96 134L98 135V133H96ZM110 134H112V133L110 132ZM141 134H142V133H141ZM157 134H158V133H157ZM162 134H164V132H162ZM177 134H178V133H177ZM177 134H176V135H177ZM211 134H212V133H211ZM211 134L209 133L210 136H211ZM236 134H235V136H236ZM1 135H2V134H1ZM1 135H0V136H1ZM3 135H6V134H3ZM3 135H2V136H3ZM19 135H18V136H19ZM52 135H53V134H52ZM56 135H58V134H56ZM65 135H66V133L64 134V136H65ZM97 135H96V136H97ZM99 135H100V134H99ZM117 135H118V134H117ZM158 135L160 136V134H158ZM164 135H165V134H164ZM168 135H170V134L167 133V134H166V137H167ZM176 135H175V136H176ZM190 135H191V134H190ZM193 135H194V134H193ZM204 135H205V136H208V133H207V134H204ZM2 136H1V137H2ZM15 136H16V134H15ZM15 136H14V137H15ZM28 136H29V137H28ZM39 136H40V137H39ZM48 136H49V135H48ZM80 136H79V138H80ZM171 136L173 137V135H171ZM205 136H204V137H205ZM210 136L207 137V140H208V138H209ZM232 136H231V137H232ZM235 136H234V138L232 137V138L234 139V141L237 139V138H235ZM1 137H0V141H2V144H0V147H1V145H3V146L6 145L7 148H5V150L10 149V150H8L9 154L7 153V151L5 152V153H7V154H5V155H4V152H3V151H2V153H0V167H1V169L5 170L4 172H6V171L8 170L9 167H12L11 165L9 166V164H12L10 160H14V161H19V160H21L20 157H18V156H21V155H20V154H17V153L15 152V150L18 149L19 147H20V148H19L18 151H20V149H21V150L23 149V148H21L22 146H19V145H21V144H20V141L22 142L23 140L18 141L19 144L16 143V144L14 145V144H10V140L8 139L9 141L7 140V143H9V144H6V141H5L3 138L6 139V138L10 137L9 134L6 135V137H2V138H1ZM12 137H13V136H12ZM12 137H11V138H12ZM37 137H38V138H37ZM51 137H52V136H51ZM54 137H55V136H54ZM57 137H58V136H57ZM94 137H95V136H94ZM94 137H93V139H95ZM102 137H103V136H102ZM110 137H111V136H110ZM118 137H119V136H118ZM118 137H116V138H118ZM166 137H165V139H166ZM169 137H170V136H168V138H169ZM199 137H200V136H199ZM199 137H198V138H199ZM11 138H10V139H11ZM16 138H17V136H16ZM16 138L11 139V140H14L13 142H15V140H19V137H18V139H16ZM60 138H61V137H60ZM64 138H65V137H64ZM71 138H72V137H71ZM97 138H98V140L100 141V137H97ZM116 138H114V139L116 140ZM168 138H167V140H168ZM170 138H171V137H170ZM170 138H169V140H170ZM1 139H3V140H1ZM44 139H45V138H44ZM72 139H73V138H72ZM91 139H92V138H91ZM101 139H102V138H101ZM132 139H134V138H132ZM137 139H138V138H137ZM25 140H24V141H25ZM48 140H49V139H48ZM57 140H59V139H57ZM63 140H64V139H63ZM95 140H96V139H95ZM103 140H104V139H103ZM108 140H109V137H108ZM115 140H112V141L115 142ZM142 140H144V139H142ZM24 141H23V142H24ZM28 141H29V140H28ZM28 141H27V142L25 141L26 143L24 144V146L27 144L26 146L29 147V149H31V150L33 151V148H31L30 146H32L35 142H34V143H31L32 145L29 146L30 143H29ZM43 141H44V140H43ZM46 141H47V139H46ZM54 141L56 142V140H54ZM66 141H67V140H66ZM74 141H75V143H76V139H74L73 142H74ZM93 141H94V140H93ZM93 141H92V142H93ZM120 141H121V140H120ZM200 141H201V140H200ZM4 142H5V143H4ZM11 142H12V141H11ZM13 142H12V143H13ZM51 142H52V141H51ZM58 142H59V141H58ZM58 142H57V143H58ZM61 142H62V141H61ZM68 142H69L68 145H70V141H68ZM96 142H97V141H96ZM105 142H106V141H105ZM124 142H125V141H124ZM129 142H130V141H129ZM132 142H134V141H132ZM140 142H141V141H140ZM142 142H143V141H142ZM3 143H4V144H3ZM28 143H29V144H28ZM37 143H38V142H37ZM53 143H54V142H53ZM71 143H72V142H71ZM75 143H72V144H75ZM89 143H91V141H90ZM89 143L87 144V142H86L85 145L88 146ZM103 143H104V142H103ZM106 143L108 144L109 141L106 142ZM106 143H105V145H106ZM126 143H127V140H126ZM22 144H23V143H22ZM38 144H39V146L41 145L40 143H38ZM44 144H46V143H44ZM49 144H50V143H49ZM49 144H47V146H49ZM54 144H56V143H54ZM60 144H63V145H64V143H60ZM65 144H66V143H65ZM93 144H94V143H93ZM127 144H128V143H127ZM127 144H126V145H127ZM142 144H143V143H142ZM157 144H158V142L156 143V145H157ZM159 144H160V143H159ZM52 145H53V144H52ZM57 145H58V144H57ZM103 145H104V144H103ZM145 145H146V144H145ZM242 145H243V144H242ZM261 145H262V144H261ZM3 146H2V147H3ZM26 146H25V148L27 149ZM34 146L36 147V146H38V145H34ZM34 146H32V147H34ZM42 146H45V145H42ZM54 146H55V145H54ZM54 146H53V147H54ZM59 146H60L61 148L65 147V146H62V145H59ZM66 146H67V144H66ZM70 146H75V148H77V147H76V144H75V145H70ZM70 146H69V147H70ZM87 146H86V147H87ZM89 146L91 147V145H89ZM89 146H88V147H89ZM99 146H100V145H99ZM117 146H119V147H117V149H120V145H117ZM127 146H128V145H127ZM129 146H130V145H129ZM157 146H159V145H157ZM181 146H183V142H182ZM185 146H186V144H185ZM262 146H263V145H262ZM49 147H50V146H49ZM51 147H52V146H51ZM69 147H68V148H69ZM103 147H104V146H103ZM106 147H107V146H106ZM122 147H123V146H122ZM183 147H184V146H183ZM183 147H182V149H183V154H184L185 156H187V155L190 156L191 154H193L192 151H189V150H188V149H190V148L187 149L186 147H184V148L187 149V150H186V149L184 150ZM38 148H39V147H38ZM45 148H46V147H45ZM45 148H43V149H45ZM54 148H55V147H54ZM65 148H67V147H65ZM65 148L63 149L64 151L66 150ZM71 148H72V147H71ZM75 148H74V151L76 150ZM151 148H152V147H151ZM180 148H181V147H180ZM29 149H28V150H29ZM34 149H35V151H37V148H34ZM41 149H42V148H41ZM47 149H48V148H47ZM51 149H52V148H50V150H51ZM57 149H58L57 152H55V151H56L55 149H53V150H55V151H52V152H54L55 154L57 153V156H58V153L60 152V151H59L60 148L58 147ZM80 149H81V148H80ZM83 149H84V148H83ZM88 149H89V148H87V151H88ZM90 149H91V148H90ZM90 149H89V152H91ZM112 149H113V148H112ZM115 149H116V148H115ZM219 149H221V148H219ZM5 150H4V151H5ZM24 150H25V149H24ZM28 150L26 151L27 153H29ZM60 150H61V149H60ZM63 150H62V151H63ZM68 150H69V149H68ZM85 150H86V148L84 149V152H86ZM95 150H98V151H99V148H98V149L96 148ZM120 150H121V149H120ZM191 150H192V149H191ZM227 150H229V149H224V150H222L221 152H223V153H225V154H230V153H232L231 150H229V151H227ZM46 151H47V150H46ZM46 151H45V154H44V155L47 154ZM71 151H73V149H72ZM74 151H73V152H74ZM98 151H95V152H97V153H96V154H97V155H96L97 159L100 158V157H103V156H105V157H107V158H106L105 161H102L103 159H98L95 163H92L91 166H90V164H89L90 170H92V171L94 170V171H95L94 174H97V175H98V174L101 175L103 172H106V173H107V171H108V173L110 172L109 174H112V173H113L112 171H114V166H113V168H109V167H112L111 164H113V163H112L113 160L111 159L112 157H111V158H110V157L108 158V156H109L110 154L106 156V155H103L101 151H100L101 153H99ZM117 151H118V150H117ZM30 152H31V151H30ZM37 152H39V155H40L39 158H40L42 153H41L40 151H37ZM43 152H44V151H43ZM68 152H69V151L64 152V153L68 154ZM103 152H104V151H103ZM175 152H176V151H175ZM178 152H180V151L178 150ZM15 153H16L17 155H16ZM24 153H25V152H24ZM54 153H53V154H54ZM62 153H63V152H62ZM69 153H70V152H69ZM75 153L77 154V153H79V152H75ZM75 153H72V154L74 155ZM86 153H87V152H86ZM86 153H85V154H86ZM93 153H94V152H93ZM93 153H92V155H93ZM98 153L100 154L99 157H98ZM105 153H106V152H105ZM109 153H110V152H109ZM116 153H117V152H116ZM176 153H177V152H176ZM234 153H235V152H234ZM242 153H243V152H242ZM13 154H15V155H13ZM33 154H35V153L33 152ZM60 154H61V153H59V155H60ZM80 154H81V153H80ZM80 154H79V157H80V158L78 157V160H79V161H77V158H76V161H77V163H78V167H80L79 165L82 166V164H83V162H84V159H82L83 162H82V163H79V162H80V159L83 158V157H82L83 154H82V156H80ZM87 154H88V153H87ZM114 154H115V152H114ZM128 154H129V153H128ZM180 154H181V153H180ZM183 154H181V155H183ZM6 155H7V156H6ZM29 155H30V153H29ZM37 155H38V153H37ZM44 155H43V157H44ZM51 155H52V154H51ZM51 155H50V156H51ZM70 155H71V154H70ZM90 155H91V153H90ZM115 155H116V154H115ZM118 155H119V154H118ZM118 155H117V156H118ZM120 155H121V154H120ZM124 155H125V152H124ZM129 155H130V154H129ZM222 155H223V154H222ZM238 155H239V153H238ZM23 156H25V155H23ZM33 156H34V155H33ZM33 156H32V158H33ZM48 156H49V155H48ZM50 156H49V157L45 156V158L41 157V159H43L44 161H48V162L50 163L49 160L52 161V160H54L55 157H57V156L53 155L52 157H54V158L51 159L52 157H50ZM64 156H67V155H62V160L65 158ZM71 156H72V155H71ZM76 156H78V154H77ZM84 156H85V155H84ZM111 156H112V154H111ZM189 156H188V158H189ZM25 157H27V156H25ZM30 157H31V156H30ZM34 157H36V155H35ZM46 157H47V158H50V159L48 160ZM60 157H61V156H60ZM60 157H57V158L60 160ZM69 157H70V156H69V154H68V157H66L67 160H66V161L64 160V162H66V163L63 164L64 167H66L67 169L71 166V165H70V166H69V165H68V166L66 165V164H68L67 161L70 160L69 162H70L71 164L75 161L73 157H72V160H71V158L68 160ZM86 157H87V156H86ZM86 157H84V158H86ZM88 158H89V157L86 158V161H88ZM90 158H91V157H90ZM90 158H89V159H90ZM92 158H93V156H92ZM186 158H187V157H186ZM27 159H29V158H27ZM34 159H35L34 161H37V160H38V159H36V158H34ZM41 159H40V160H41ZM58 159H55V160L58 162ZM7 160H9L10 163H8ZM25 160H26V158H25ZM25 160H24V162H26V163H23V162H22V163L24 164V166H29V167H30V165H34V166H35V164H36V166H37V164H40V162L43 161V160H42V161L39 160L40 162H38V163H34V164H31V162H33L32 159H30L29 161H25ZM55 160H54V161H55ZM73 160H74V161H73ZM82 160H81V161H82ZM99 160H100V161H99ZM22 161H23V160H22ZM92 161H93V160H92ZM98 161H99V162H98ZM111 161H112V162H111ZM114 161H115V160H114ZM5 162L8 163V164H7L8 166L5 165V164H6ZM12 162H13V161H12ZM28 162H29V163H28ZM48 162H47V163H48ZM61 162L63 163V161H61ZM13 163H14V162H13ZM18 163H20V162H18ZM18 163H16V164L18 165ZM27 163H28V164H27ZM42 163H43V162H42ZM42 163H41V164H42ZM47 163H46V165H47ZM49 163H48V165H51V163H50V164H49ZM59 163H60V162H59ZM62 163H61V164H62ZM70 163H69V164H70ZM84 163H85V162H84ZM108 163H109V164H108ZM110 163H111V164H110ZM260 163H261V162H260ZM43 164H44V163H43ZM52 164H53V163H52ZM176 164H177V163H176ZM252 164H253V163H252ZM257 164H259V163H257ZM263 164H264V163H263ZM20 165H21V164H20ZM46 165H45V166H46ZM48 165H47L46 167H48ZM59 165H60V164H59ZM72 165H73V164H72ZM75 165L77 166V164H74V165L71 167V169L74 168ZM113 165H115V167H117V166L120 165V164H116V163H114ZM116 165H117V166H116ZM253 165H254V164H253ZM259 165H262V164H259ZM24 166H23V167H24ZM40 166H42V165H40ZM56 166H57V165H56ZM60 166H61L62 168H64L62 165H60ZM60 166H59V167H60ZM107 166H108V168H107ZM57 167H58V166H57ZM57 167H56V168H57ZM83 167H84V165H83ZM83 167H82V168H83ZM85 167H86V166H85ZM87 167H88V166H87ZM89 167H88V168H89ZM91 167H92V168H91ZM120 167L122 168L123 166L121 165ZM120 167H119V168H120ZM263 167H264V166H263ZM12 168H13V167H12ZM12 168H11V169H12ZM16 168H17V167H16ZM16 168H15V169H16ZM24 168H25V167H24ZM54 168H55V167H54ZM56 168L54 169V171H56ZM66 168L62 169L61 172L63 173V170H66ZM82 168H80V169H82ZM88 168H86V169L83 168L81 171H79V174H80V172H83L84 169H85V171L88 170ZM117 168H118V167H117ZM121 168H120L119 170H118V169H117V170L120 171ZM125 168H126V167H125ZM261 168H262V167H261ZM1 169H0V170H1ZM25 169H26V168H25ZM27 169H28V167H27ZM27 169H26V170H27ZM31 169H32V168H31ZM52 169H53V168H52ZM60 169H61V168H60ZM60 169H58V170H60ZM71 169L69 168V170H71ZM76 169L78 170V168H76ZM80 169H79V170H80ZM146 169H147V168H146ZM172 169H173V168H172ZM69 170H67V172L65 171L64 173H65V174L68 173ZM77 170H76V171L74 170L75 172L72 170V172L76 173ZM101 170H102L103 172H101ZM124 170H125V169H124ZM170 170H171V169H170ZM174 170H175V169H174ZM263 170H264V169H263ZM13 171H14V170H13ZM15 171H16V170H15ZM36 171H38V170H36ZM97 171H100V172L98 173ZM115 171H116V170H115ZM118 171H117V172H118ZM127 171H128V170H127ZM127 171H125V172H127ZM143 171H144V170H143ZM171 171H172V170H171ZM1 172H2V174H3V171H0V173H1ZM34 172H35V170H34ZM38 172H39V171H38ZM72 172H71V174H72ZM117 172H116V173H117ZM125 172H124V173H125ZM144 172H145V171H144ZM8 173L11 174L12 171L8 170ZM19 173H20V171H19ZM36 173H37V172H36ZM57 173H59V171H58V172L56 171V174H57ZM85 173L87 174V172H85ZM100 173H101V174H100ZM114 173H115V172H114ZM121 173H122V172H121ZM124 173H123V174H124ZM263 173H264V171H263ZM6 174H7V173H6ZM15 174H16V173H15ZM23 174H25V173H23ZM34 174H35V173H34ZM39 174H40V173H39ZM49 174H50V173H49ZM51 174H54V173H51ZM60 174H61V173H60ZM69 174H70V171H69ZM69 174H68V175H69ZM76 174H77V173H76ZM81 174H82V173H81ZM103 174H105V173H103ZM103 174H102V177H103ZM109 174H108V175H109ZM119 174H120V173H119ZM42 175H43V174H42ZM73 175H74V174H73ZM73 175H72V176H73ZM99 175H98V176H99ZM63 176H64V175H63ZM66 176H67V175H66ZM40 177H41V176H40ZM71 178H72V177H71ZM74 178H75V177H74ZM74 178H72V179H74ZM39 179H40V178H39ZM58 179H59V178H58ZM61 179H63V178L61 177ZM69 179H70V178H69ZM72 179H71V180H72ZM81 179H82V178H81ZM40 180H41V181L44 180V182H45L44 184H45V185H46L47 183L49 184V182H51V181H47V182H46L45 179H43V178L40 179ZM77 180H78V181H77ZM82 180H83L82 182L85 181V179H82ZM41 181H40V182H41ZM67 181H68V180H66V182H67ZM69 181H70V180H69ZM76 181H77L78 183L81 182V181H79V179H77V178H76ZM246 181H247V180H246ZM11 182H14V181H11ZM38 182H39V181H38ZM53 182H54V181H53ZM55 182H57V181H55ZM73 182H74V181H73ZM73 182H71V183H73ZM77 182H76V183H77ZM85 182H86V181H85ZM98 182H99V181H98ZM27 183H28V182H27ZM78 183H77V184H78ZM87 183H89V182H87ZM0 184H1V183H0ZM44 184H41V185L45 186ZM52 184H53V183H52ZM54 184H55V183H54ZM81 184H82V183H81ZM98 184H99V183H98ZM18 185H20V184H18ZM21 185H22V183H21ZM24 185H25V184H24ZM32 185H33V184H32ZM32 185H31V186H32ZM35 185H36V184H35ZM35 185H34V186H35ZM37 185H38V183H37ZM50 185H51V183L49 184V186H50ZM56 185L58 186L59 184H56ZM56 185H51L50 187L53 186V188H55L54 186H56ZM69 185H70V184H69ZM71 185H72V184H71ZM74 185H75V184H74ZM92 185H93V184H92ZM226 185H227V183H226ZM4 186H5V185H4ZM46 186H47V185H46ZM46 186H45V188H48V187H49V186H48V187H46ZM57 186H56V187H57ZM80 186H82V185H80ZM229 186H230V185H229ZM6 187H7V186H6ZM10 187H11V186H10ZM24 187H25V186H24ZM40 187H41V186H40ZM40 187H39V188H40ZM59 187L61 188V185H59ZM68 187H69V186H68ZM70 187L73 188L74 186H70ZM70 187H69V188H70ZM75 187L78 188L79 186L77 187V186L75 185ZM87 187L89 188V184H88V186H86V188H87ZM224 187H225V186H224ZM1 188H2V187H1ZM1 188H0V189H1ZM25 188H26V187H25ZM43 188H44V187H43ZM53 188H50V189H51V193H52ZM57 188H58V187H57ZM63 188L65 189V188H67V187H63V186H62L61 189H63ZM72 188H71L70 190H72V191L74 190V192L76 191V193L79 195V192H80V191L77 190V189L75 190V188H73V189H72ZM27 189H29V188H27ZM36 189H37V188L35 187V190H34V191H36ZM40 189H41V188H40ZM84 189H85V187H84ZM90 189H91V188H90ZM228 189H229V188H228ZM228 189H227V190H228ZM232 189H233V188H232ZM232 189H231V190H232ZM41 190H42V189H41ZM56 190H57V189H56ZM65 190H67V189H65ZM65 190H64V193H65ZM70 190H69V192L71 193L72 191H70ZM87 190H88V189H87ZM87 190H86V191H87ZM96 190H97V189H96ZM227 190H225V191H227ZM1 191H2V189H1ZM15 191H17V190H15ZM46 191H50L49 188H48ZM91 191H92V190H91ZM94 191H95V190H94ZM111 191L113 192V190H111ZM114 191H115V190H114ZM170 191H171V190H170ZM29 192H30V190H29ZM32 192H33V191H32ZM43 192L45 193V189H44ZM56 192H57V191H56ZM60 192H61V191H60ZM60 192H57V193L61 194ZM84 192H85V191H84ZM89 192H90V191H89ZM185 192H186V191H185ZM221 192H223V191H221ZM229 192H230V189H229V191H228V194H229ZM231 192H232V191H231ZM231 192H230V194H231ZM8 193H9V192H8ZM33 193L35 194V192H33ZM49 193H50V192H49ZM57 193H56V194L54 193V196H55L54 198H55V200H57V199H56V198H57L56 196L59 195V194H57ZM62 193H63V191H62ZM66 193H67V195H68V192H66ZM70 193H69V195H70ZM76 193H75V195H76ZM90 193H91V192H90ZM109 193H111V192L109 191ZM161 193H162V192H161ZM42 194H43V193H42ZM42 194H41V195H42ZM80 194H81V193H80ZM82 194H83V193H82ZM114 194H115V193H114ZM114 194H111V195H114ZM165 194H166V192H165ZM181 194H182V193H181ZM193 194H194V193H193ZM224 194H225V193H224ZM228 194H227V195H228ZM32 195H33V194H32ZM35 195H37V193H36ZM39 195H40V193H39ZM48 195H49V194H48ZM104 195L107 196V195L105 194V192H104ZM115 195H116V194H115ZM115 195H114V196H115ZM122 195H123V194H122ZM176 195H177V193H176ZM200 195H201V194H200ZM220 195H221V194H220ZM222 195H223V194H222ZM222 195H221V196H222ZM1 196H2V195H1ZM52 196H53V195H51L50 197L53 198ZM60 196H64V195H59L58 198H60ZM72 196H73V193L71 194V199H72ZM90 196H92V195H90ZM134 196H135V193H134ZM231 196H232V195H231ZM231 196H230V197H231ZM22 197H23V196H22ZM36 197H37V196H36ZM47 197H48V196H47ZM67 197H68V196H67ZM67 197L65 196L64 201L66 200ZM75 197H76V196H75ZM75 197H73V198H75ZM79 197H80V196H79ZM79 197H77V198H79ZM83 197H84V200H83V201L85 202V201H86V199H85V198H86L85 194L82 195V198H83ZM110 197H111V196H109V199H108V197H107V199H108L109 201H110ZM118 197H119V196H118ZM175 197H176V196H175ZM232 197H233V198H231V199L234 200V196H232ZM2 198H3V197H2ZM44 198H45V197H44ZM92 198H93V197H92ZM111 198H112V197H111ZM115 198H116V197H115ZM115 198L113 197L112 199H115ZM138 198H139V197H138ZM224 198H225V197H224ZM23 199L26 200V197L23 198ZM45 199H46V198H45ZM47 199H48V198H47ZM68 199H69V198H68ZM102 199H103V198H102ZM172 199H173V198H172ZM175 199H176V198H175ZM225 199H227V198H225ZM228 199H229V198H228ZM235 199H236V197H235ZM29 200H30V199H29ZM41 200L43 201V199H41ZM51 200H54V199H51ZM60 200H61V199H60ZM62 200H63V199H62ZM74 200H75V199H73V201H74ZM126 200H127V199H126ZM132 200H133V199H132ZM136 200H137V199H136ZM163 200H164V199H163ZM236 200H237V199H236ZM64 201H63V202H64ZM73 201H72V202H73ZM79 201H81V202H82V205H83V201H82V199H80V200H78V201L76 200L75 202H73L72 206L74 205V203L79 202ZM104 201H105V200H104ZM114 201H116V200H114ZM114 201H112V202H114ZM120 201H121V200H120ZM237 201H238V200H237ZM5 202H6V201H5ZM17 202H18V201H17ZM24 202H26V201H24ZM35 202L38 204L37 199H36ZM65 202H66V201H65ZM68 202H69V201H68ZM81 202H79V204H80ZM88 202H90L91 205H92L93 202H94V200H93V202H91V200L88 201ZM96 202H97V201H96ZM100 202H101V201H100ZM106 202H107V201H106ZM177 202H178V201H177ZM191 202H192V201H191ZM207 202H208V201H207ZM227 202H228V201H227ZM229 202H231V201H229ZM22 203H23V202H22ZM48 203H49V201H48ZM50 203H51V202H50ZM52 203H53V201H52ZM59 203H60V202H59ZM90 203H89V204H90ZM120 203H123V201L120 202ZM132 203H133V202H132ZM231 203H234V202H231ZM242 203H243V202H242ZM20 204H21V203H20ZM24 204H25V203H24ZM40 204H41V202H40ZM42 204H45V203H42ZM46 204H47V203H46ZM60 204H61V203H60ZM66 204H67V207H68V203H66ZM84 204H88V203H84ZM89 204H88V205H89ZM98 204L100 205L101 203H98ZM98 204H97V205H94V206L97 207L96 209H99V208H100ZM102 204H103V203H102ZM109 204H110V202H109ZM109 204H108V205H109ZM112 204H113V203H112ZM123 204H125V202H124ZM227 204H228V203H227ZM236 204H239V203H236ZM236 204H235V205H236ZM1 205H3V204H1ZM27 205H28V201H27ZM58 205H59V204H57V205L52 204V206H53V207H52L51 204H50V206H49V204H48V206H49V207H52V208H55V206H58ZM61 205H62V204H61ZM70 205H71V204H70ZM91 205H89V206H91ZM195 205H196V204H195ZM235 205H234V206H235ZM7 206H8V205H7ZM7 206H6V207H7ZM29 206H30V205H29ZM36 206H37V205H36ZM40 206H41V205H40ZM63 206H64V205H63ZM77 206H78V205H77ZM89 206H88V208H89ZM94 206L92 205V207H94ZM102 206H103V205H101V207H102ZM130 206H131V205H130ZM191 206H192V205H191ZM229 206L233 209L232 204L229 205ZM236 206L238 207V205H236ZM19 207H20V206H19ZM32 207H33V206H32ZM44 207H46V206H44ZM59 207H61V206H58V209H60ZM75 207H76V206H75ZM75 207H73V208H75ZM82 207H85V206H82ZM92 207H90V208H91V209H94V208H92ZM98 207H99V208H98ZM103 207L105 208V206H103ZM224 207H225V206H224ZM240 207H241V206H240ZM26 208H27V207H26ZM30 208H31V207H30ZM30 208H27V210L31 211ZM47 208H48V207H47ZM56 208H57V207H56ZM69 208H70V206L68 207V209H69ZM71 208H72V207H71ZM73 208L71 209V211L73 210ZM228 208H229V207H228ZM245 208H246V207H245ZM245 208H244V209H245ZM24 209H25V208H23V210H24ZM38 209H39V208H38ZM44 209H45V208H44ZM64 209H66V208L64 207ZM96 209H95V210H96ZM101 209L103 210V208H101ZM101 209H99V210H101ZM159 209H160V208H159ZM199 209H200V208H199ZM235 209H236V207H235ZM235 209H234V210H235ZM2 210H3V209H2ZM2 210H1V211H2ZM4 210H5V209H4ZM21 210H22V207H21ZM33 210H34V208H33ZM42 210H43V208H42ZM47 210H48V209H47ZM53 210H55V209H53ZM76 210H77V209H76ZM84 210H85V209H84ZM95 210H94V211H95ZM107 210H108V209H107ZM107 210H105V211H107ZM153 210H154V209H153ZM157 210H158V207H157ZM234 210H230V211H234ZM1 211H0V212H1ZM18 211H19V210H18ZM25 211H26V209H25ZM50 211H51V210H50ZM59 211H60V210H59ZM73 211H74V210H73ZM73 211H72V212H73ZM109 211H110V210H109ZM154 211H155V210H154ZM230 211L228 210V212H230ZM20 212H21V211H20ZM39 212H40V211H39ZM41 212H42V211H41ZM62 212H63V211H62ZM64 212H66V211H64ZM69 212H70V211H69ZM98 212H99V211H98ZM103 212H104V211H103ZM103 212H102V213L100 212L101 215L103 214ZM224 212H226V211H224ZM234 212H237V211H234ZM1 213H2V212H1ZM23 213H25V212H23ZM26 213H27V212H26ZM32 213H33V212H32ZM54 213H55V212H54ZM60 213H61V211H60ZM66 213H67V212H66ZM66 213H63V215H66ZM73 213H74V212H73ZM73 213H72V214H73ZM76 213H77V212H76ZM95 213H96V212H95ZM239 213H240V212H239ZM10 214H11V213H10ZM10 214H9V215H10ZM33 214H34V213H33ZM33 214H32V215H33ZM46 214H47V213H46ZM46 214H45V216H46ZM55 214H56V213H55ZM55 214H54V215H55ZM58 214H59V213H58ZM58 214H57V215H58ZM61 214H62V213H61ZM61 214H60V215H61ZM69 214L71 215V213H69ZM74 214H75V213H74ZM77 214H78V213H77ZM97 214H98V213H97ZM234 214H235V213H234ZM240 214H241V213H240ZM9 215H8V216H9ZM29 215H30V214H29ZM63 215H62V218H63ZM107 215H108V214H107V212H106V215H105V216H107ZM231 215H232V213L230 214V218H231ZM241 215H242V214H241ZM2 216H4V215H2ZM25 216H27V215H25ZM33 216H34V215H33ZM37 216H38V215H37ZM37 216H35V217L37 218ZM73 216H74V215H73ZM79 216H80V215H79ZM82 216H83V215H82ZM211 216H212V215H211ZM17 217H18V215H17ZM30 217H32V216H30ZM35 217H33V218H35ZM56 217H57V216H56ZM64 217L67 218V215L64 216ZM107 217H109V215H108ZM215 217H216V216H215ZM215 217H214V218H215ZM227 217H229V216H227ZM233 217H234V216H233ZM1 218H2V217H1ZM14 218H15V217H14ZM33 218H32V219H33ZM38 218H39V217H38ZM70 218H72V216H71ZM93 218H95V217H93ZM100 218H101V217H100ZM103 218H104V217H103ZM103 218H102V219H103ZM237 218H238V216H237ZM240 218H241V217H240ZM244 218H245V217H244ZM17 219H18V218H17ZM19 219H20V218H19ZM40 219H41V220H40ZM40 219H39V220L42 222V218H40ZM63 219H64V218H63ZM73 219H74V218H73ZM235 219H236V217H235ZM9 220L11 221V219H9ZM67 220H70V219H67ZM71 220H72V219H71ZM242 220H243V219H242ZM20 221H21V220H20ZM26 221H27V220H26ZM33 221H34V220H33ZM44 221H47V220H44ZM49 221H50V220H48V222H49ZM52 221H53V220H52ZM57 221H58V220H57ZM216 221H217V220H216ZM5 222H6V221L4 220V223H5ZM12 222H13V221H12ZM50 222H51V221H50ZM50 222H49V223H50ZM59 222H60V220L58 221V223H59ZM70 222H71V221H70ZM246 222H247V219H246ZM39 223H40V222H39ZM66 223H67V222H66ZM205 223H206V222H205ZM212 223H213V222H212ZM5 224H7V223H5ZM42 224H43V223H42ZM50 224H52V223H50ZM59 224H62V223H59ZM214 224H215V223H214ZM30 225H31V224H30ZM39 225H40V224H39ZM43 225H44V224H43ZM45 225H46V224H45ZM248 225H249V224H248ZM0 226H1V225H0ZM5 226H6V225H5ZM46 226L49 228L50 225L47 224ZM46 226H45V227H46ZM53 226H55V225L53 224ZM206 226H207V225H206ZM7 227H8V225H7ZM14 227H15V226H14ZM33 227H34V226H33ZM40 227H42V226H40ZM40 227L38 226V227H36V229H37V228H40ZM50 227H51V226H50ZM239 227H240V226H239ZM12 228H13V227H12ZM34 228H35V227H34ZM54 228H55V227H54ZM56 228H57V225H56ZM240 228H241V227H240ZM10 229H11V226H10ZM17 229H18V227H17ZM17 229H16V230H17ZM41 229H42V228H40L39 230H41ZM51 229H52V227H51ZM60 229H61V228H60ZM250 229H251V228H250ZM250 229H249V230H250ZM39 230H38V231H39ZM52 230H53V229H52ZM240 230H241V229H240ZM253 230H254V229H253ZM3 231H4V230H3ZM6 231H7V230H6ZM18 231H19V230H18ZM28 231H29V230H28ZM28 231H27V232H28ZM42 231H43V230H42ZM47 231H48V230H47ZM58 231H59V230H58ZM234 231H235V230H234ZM236 231H237V230H236ZM242 231H243V227H242ZM250 231H251V230H250ZM0 232H1V231H0ZM51 232H52V231H51ZM62 232H63V231H62ZM244 232H245V234L242 233V232H241V233H242L243 237H244V235H245L244 238H245L246 241L243 240L244 238H241V237L239 238V237H238V236H242V235H238V234H240V232H239L238 234H236V235H237L236 237H238L237 239H239V240H237L236 238H235V240H237L238 242L240 241L239 243H243V242H241V240H242V241H244V243L247 244V246L249 245L247 242H250L249 247L253 244V241L257 243V241H255V240H252V241H251L249 238H248V240H247V239H246V238H247L246 236H247L248 234H246V230H244ZM252 232H253V231H252ZM256 232H259V231L256 229ZM3 233H6V232H3ZM17 233H18V232H17ZM43 233H44V232H43ZM52 233H53V232H52ZM18 234H19V233H18ZM36 234H37V233H36ZM64 234H65V233H64ZM66 234H67V233H66ZM249 234L251 235V233H249ZM253 234H255V233H253ZM12 235H13V234H12ZM27 235H30V234H27ZM49 235H50V234H49ZM49 235H48V236H49ZM60 235H61V234H60ZM250 235H248V237H250ZM262 235H263V234H262ZM262 235L260 234V236H262ZM56 236H57V234H56ZM67 236H68V235H67ZM185 236H186V235H185ZM232 236H233V235H232ZM260 236H257V238H258V237L260 238ZM27 237H28V236H27ZM29 237H30V236H29ZM53 237H54V235H53ZM254 237H256V234L254 235ZM25 238H26V237H25ZM51 238H52V236H51ZM55 238H56V237H55ZM60 238H62V237L60 236ZM60 238H59V239H60ZM65 238H66V237H65V235H64L63 240H65ZM250 238H251V239H256V238H253V237H250ZM261 238H262V237H261ZM261 238H260V239H261ZM11 239H12V238H11ZM13 239H15V238H13ZM56 239H57V238H56ZM183 239H184V238H183ZM197 239H199V238H197ZM200 239H201V238H200ZM200 239H199V240H200ZM260 239H259V240H260ZM49 240H50V239H49ZM51 240H52V239H51ZM184 240H187V239H184ZM192 240H194V239H192ZM192 240H191V241H192ZM201 240H202V239H201ZM220 240H221V239H219V242H220ZM259 240H258V241H259ZM4 241H5V240H4ZM11 241H12V240H11ZM16 241H18V240L16 239ZM23 241H24V240H23ZM58 241H59V240H58ZM58 241H57V242H58ZM177 241H178V240H177ZM194 241H195V240H194ZM237 241H236V242H237ZM260 241H261V240H260ZM0 242H1V240H0ZM5 242L8 243V240L5 241ZM18 242H19V241H18ZM25 242H26V240H25ZM29 242H30V240H29ZM47 242H48V241H47ZM53 242L56 244L55 241H52V243H53ZM59 242L62 243V240L59 241ZM59 242H58V243H59ZM63 242H65V241H63ZM186 242H187V241H186ZM197 242H200V241H196V244H197ZM201 242H202V241H201ZM203 242H204V240H203ZM203 242H202V243H203ZM221 242H222V240H221ZM236 242H235V243H236ZM7 243H6V244H7ZM14 243H15V242H14ZM177 243H178V242H177ZM194 243H195V242H193V244H194ZM202 243H201V244H202ZM222 243H223V242H222ZM231 243H232V242H231ZM244 243H243V244H244ZM256 243H255V246H256ZM258 243H259V242H258ZM258 243H257V246L260 245V243H259V244H258ZM4 244H5V243H4ZM4 244H3V245H4ZM8 244H10V243H8ZM25 244H26V243H25ZM64 244H66V243H64ZM179 244H180V242H179ZM205 244H206V243H205ZM218 244H219V243H218ZM220 244H221V243H220ZM224 244H225V243H223V244H221V245H224ZM228 244H229V243H228ZM236 244H237V243H236ZM246 244H245V245H246ZM1 245H2V243H1ZM16 245H17V244H16ZM40 245H41V244H40ZM52 245H53V244H52ZM60 245H61V244H60ZM160 245H163V243H160ZM164 245H165V244H164ZM171 245H172V244H171ZM186 245H187V244H186ZM186 245H185V247H186ZM213 245H214V244H213ZM261 245H262V244H261ZM261 245H260V246H261ZM263 245H264V244H263ZM8 246H9V245H8ZM53 246H54V245H53ZM56 246H58V245H56ZM56 246H55L54 248H56ZM189 246H190V245H189ZM195 246H196V245H195ZM202 246H204V245H202ZM202 246H201V247H202ZM205 246H207V248H208V245H205ZM215 246H217V244H216ZM224 246L227 247V248L229 247L228 250H230L231 245H230V246H229V245L226 246V244H225ZM247 246H246V247H247ZM253 246H254V245H253ZM257 246H256V247H257ZM260 246H259V249H260V254H261V252H263L264 249H263L262 247H260ZM4 247H5V245H4ZM4 247H3V248H4ZM10 247L12 248L11 245H10ZM61 247H62V246H61ZM65 247H66V246H65ZM128 247H129V246H128ZM159 247H160V246H159ZM167 247H168V246H167ZM179 247H181V246H179ZM191 247L194 249V246H191ZM197 247H198V246H197ZM197 247H195L196 251H193L192 249L188 250V248H189L188 246L186 247L187 249H186V248H185V249H186L187 252H191V250H192L193 253H194V252L200 253L203 249L201 248L202 250L200 251V250L197 249ZM221 247H222V246L219 247V245H218V248H217V247H215V248H217V250L219 251V248L221 249ZM14 248H15V247H14ZM57 248H58V247H57ZM163 248H164V247H163ZM169 248H170V247H169ZM169 248H168V249H169ZM171 248H172V246H171ZM171 248H170V249H171ZM207 248H206V249H207ZM215 248H213V251H214ZM227 248H222V249H223V252L221 251L222 254H220L221 252H218L217 250H216V252H217L218 254H216L215 251H214V253H212L213 251H206V252H208V253L210 252V253L213 254V255L216 254L217 256H220V255H223V253L225 254L224 249L226 250ZM237 248H238V247H237ZM181 249L183 250V248H181ZM234 249H235V248H233V250H234ZM255 249H256V248H255ZM257 249H258V247H257ZM12 250H15V249H12ZM17 250H18V249H17ZM63 250H64V249H63ZM65 250H66V249H65ZM163 250H164V249H163ZM175 250H176V249H175ZM233 250H232V251H233ZM239 250H242V249L239 248ZM244 250H245V249H244ZM253 250H254V249H253ZM262 250H263V251H262ZM20 251H21V250H20ZM55 251H56V249H55ZM90 251H91V250H90ZM186 251H185V252H186ZM198 251H200V252H198ZM204 251H205V250H204ZM236 251H237V250H236ZM254 251H255V250H254ZM254 251H252V252H254ZM53 252H54V251H53ZM160 252H161V251H160ZM226 252H227V250H226ZM229 252H230V251H228V253H226V254H229ZM237 252L240 253V251H237ZM246 252H247V251H246ZM246 252H242V253H245V254L247 255L248 253H246ZM248 252H251V251L248 250ZM46 253H47V252H46ZM64 253H65V252H64ZM165 253H166V252H165ZM182 253L184 254V251H182ZM254 253H255V252H254ZM256 253H257V252H256ZM256 253H255V254H256ZM163 254H164V253H163ZM177 254H178V253H177ZM180 254H181V253H180ZM186 254H187V253H186ZM186 254H184V257H185ZM190 254H191V253H190ZM190 254H187V256L190 255ZM194 254H195V253H194ZM202 254H203V253H202ZM226 254H225V255H226ZM231 254L234 255L233 253H230V255H231ZM240 254H241V253H240ZM240 254H239V255H240ZM245 254H242L243 257L240 255V256H239V259L236 258V257H237V256H236L235 259L242 260V258H243V259L245 260V257H246ZM249 254H251V253H249ZM255 254L252 255V256H255ZM263 254H264V252H263ZM191 255H192V254H191ZM191 255H190V256H191ZM195 255H197V254H195ZM200 255H201V254H200ZM200 255H199V256H200ZM216 255L213 256V257L211 256L210 259L216 257ZM230 255H229V256H230ZM232 255H231V256H232ZM57 256H58V255H57ZM190 256L187 257V258H190ZM199 256H198V257H199ZM201 256H205V255H201ZM201 256H200V257H201ZM250 256H251V255H250ZM250 256L248 255L247 258L250 259V258L252 257V256H251V257H250ZM259 256H262V254L259 255ZM259 256H258V258H257V259H258V262L260 261L259 259L261 258V257L259 258ZM75 257H76V256H75ZM77 257H78V256H77ZM196 257H197V256H196ZM256 257H257V256H255V257H253V258H256ZM263 257H264V256H263ZM47 258H48V257H47ZM69 258H70V257H69ZM69 258H67V260H68ZM156 258H157V257H156ZM187 258H185V259H187ZM193 258H194V257H193ZM193 258H192V259H193ZM208 258H209V257H208ZM216 258H217L216 261H218V258L221 259V260H222V259H223V260H224V259L227 260V257L225 258V256L222 257V258H221V257H216ZM216 258H214V259H216ZM253 258H252V260H253ZM52 259H53V257H52ZM60 259H61V258H60ZM77 259H78V258H77ZM77 259H76V260H77ZM195 259H196V258H195ZM198 259H200V258H198ZM232 259L234 260V262H235V261L237 262V260H235L234 257L232 256V258L230 257V259H229L230 262H231V264H233V260H232ZM3 260H4V259H1V261H3ZM69 260H70V259H69ZM73 260H74V259H73ZM182 260H184V259L182 258ZM193 260H194V259H193ZM200 260H201V259H200ZM212 260H213V259H211V261H212ZM221 260H219V261H221ZM223 260H222V261H223ZM229 260H227V262H224V263L221 262V264H226V263L228 264V263H230V262H228ZM263 260H264V258H263ZM142 261H143V260H142ZM144 261H145V260H144ZM146 261H147V260H146ZM158 261H159V260H158ZM197 261L199 262V260H197ZM211 261H210V262H211ZM253 261H255V259H254ZM256 261H257V260H256ZM43 262H44V260H43ZM43 262H42V263H43ZM69 262H71V260L68 261V263H69ZM189 262H190V263H193V264H197V263L192 262V260H189ZM195 262H196V261H195ZM214 262H215V260H213V262H211V264L214 263ZM236 262H235V263H236ZM240 262H241V261H240ZM263 262H264V261H263ZM25 263H26V262H25ZM71 263H72V262H71ZM148 263H149V264H158V263H155V262H153V261H150V262H148ZM161 263H162V262H161ZM186 263H188L187 260H186ZM206 263H207V262H206ZM219 263H220V262H219ZM235 263H234V264H235ZM66 264H67V262H66ZM77 264H78V262H77ZM141 264H142V263H141ZM162 264H163V263H162ZM182 264H183V263H182ZM208 264H209V263H208ZM215 264H216V263H215ZM237 264H238V263H237ZM243 264H246V262H244ZM247 264H248V263H247ZM259 264H262V260L259 262Z\"/></svg>",
    "mask_w": 264,
    "mask_h": 264
}]
</instances>
